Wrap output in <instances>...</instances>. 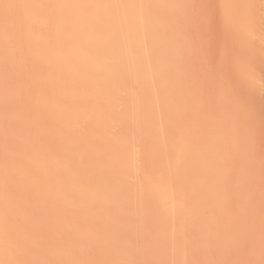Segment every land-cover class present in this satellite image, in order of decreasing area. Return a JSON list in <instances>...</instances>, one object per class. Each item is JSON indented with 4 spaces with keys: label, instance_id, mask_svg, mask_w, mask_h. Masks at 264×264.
I'll list each match as a JSON object with an SVG mask.
<instances>
[{
    "label": "rangeland",
    "instance_id": "1",
    "mask_svg": "<svg viewBox=\"0 0 264 264\" xmlns=\"http://www.w3.org/2000/svg\"><path fill=\"white\" fill-rule=\"evenodd\" d=\"M16 3H15V2ZM23 5H22V3ZM24 1V2H23ZM62 1V0H61ZM76 1V2H75ZM105 1L107 0H90L86 3L87 6L89 7V4L90 5V8L92 9L91 12H90V16H92L91 14H94L97 12H93L97 7L99 6H102V4L104 3ZM115 3L111 0V2H113L112 5L111 4V7L114 8H110L107 9L108 11V16L111 15L110 17L107 16V13H103V11H101L102 9L105 11V7L104 8H100V12L102 15H93L92 17L89 16L88 13H86V15L84 14L83 17L85 16V18L83 19L82 15H81V18L80 17H75L77 19H74V17L72 16L74 14V12L72 13L71 11H74V8H75V12H77V6H79V2L77 0H73V1H68L66 3V6L68 7L67 9V12L63 15L65 18H63L64 21L62 22H65L66 26L63 24V26L61 27V25H59V23H61L60 21V14L61 11H56V7L55 5L58 6V4H55L54 7L51 9V0H46L47 4L49 3V5L47 4H41L38 0H0V28H2L3 26V31L6 32L7 34V40H5L4 42L0 43V264H124L123 262H125V264H184L183 261H185V264H202L204 261V263H208V264H264V0H249L251 1L248 2V0H242V1H246L248 5H244V3L241 2V0L236 3L235 0H191L188 1V0H185L186 3H183L181 2V0H176L177 2H179V5L178 3L176 4L174 1L175 0H160L161 1V4H158L156 5V3H151L153 0H114ZM146 1V2H145ZM150 1V2H149ZM170 1V2H169ZM223 1V2H222ZM233 1V2H231ZM237 1V0H236ZM28 2V3H27ZM37 2V3H36ZM52 2H56L58 3V1L56 0H52ZM51 2V3H52ZM78 2V3H77ZM110 2V0H109ZM190 2V3H189ZM261 2V3H260ZM19 3H20V6H19ZM60 3V2H59ZM123 3V4H122ZM165 3V4H164ZM221 3V4H220ZM242 5H241V4ZM35 4V5H34ZM101 4V5H99ZM125 4V5H124ZM153 4V5H152ZM186 4V5H184ZM193 4V6H191ZM199 4V5H198ZM229 4V5H228ZM246 4V3H245ZM250 4V5H249ZM7 5V6H6ZM14 5V6H13ZM31 5V6H30ZM33 5V6H32ZM43 5V6H42ZM98 5V6H97ZM118 5V6H117ZM120 5V6H119ZM123 7H122V6ZM160 5V6H159ZM164 5V6H163ZM170 5V6H169ZM184 5V6H182ZM3 8H2V7ZM39 6V7H38ZM50 6V7H49ZM166 7L167 10H163L162 11V8L161 7ZM172 6V7H171ZM174 6V7H173ZM176 6V7H175ZM242 6V7H241ZM245 6H249L247 7V9L245 8ZM17 7V8H16ZM22 9V11L20 12V8ZM95 7V9H94ZM110 7V6H109ZM120 7V8H119ZM157 7V8H156ZM171 7V9H169ZM189 7H192V11H194V8L193 7H200L199 9L201 10V7L202 8H206V11L205 9H202V11L204 10V14H197V12L195 14H192L191 11L189 12V10L191 8ZM263 7V8H262ZM13 8V9H12ZM49 8V9H48ZM122 8V9H121ZM127 8V9H126ZM159 8V9H158ZM189 10H188V9ZM197 8V9H198ZM249 8V9H248ZM252 8V10H251ZM8 9V10H7ZM12 9V10H11ZM17 9V10H16ZM26 9V10H25ZM42 9V10H41ZM71 9V10H70ZM73 9V10H72ZM161 9V10H160ZM210 11H209V10ZM4 10V11H3ZM37 10V11H36ZM55 10V11H54ZM58 10V9H57ZM90 10V9H89ZM156 10V11H155ZM160 10V11H159ZM198 10V11H200ZM254 10V11H253ZM48 11H50L48 13ZM55 13H54V12ZM97 11V10H95ZM105 11V12H107ZM112 11V12H111ZM117 11V13H116ZM120 11V12H119ZM122 11V12H121ZM172 11V12H171ZM188 11V12H186ZM208 11V12H207ZM248 11V12H247ZM252 11V12H250ZM10 12V13H9ZM41 12V14H40ZM71 12V13H69ZM93 12V13H92ZM119 12V13H118ZM155 12H158V13H155ZM161 12V13H160ZM179 12V13H178ZM185 12V14H184ZM247 12V14H246ZM4 13V14H3ZM9 13V14H8ZM13 13V14H12ZM60 13V14H59ZM83 13V12H82ZM111 13V14H110ZM177 13V14H176ZM188 13V14H186ZM199 13V12H198ZM201 13V12H200ZM236 13V14H235ZM251 13V14H250ZM21 14V16H20ZM24 14V15H23ZM39 14V15H38ZM87 14H88V18L87 17ZM118 14V15H117ZM121 14H124L123 16ZM153 14V15H152ZM7 15V16H6ZM11 15V16H10ZM27 15V17H26ZM38 15V16H37ZM48 16L49 17H54L53 19L56 20L59 18V22L58 24L57 23H53V25L51 24V21H53L51 18H50V21L48 19V21H46V17ZM51 15V16H50ZM53 15V16H52ZM70 15V16H69ZM99 15V16H98ZM119 15H121V17H118ZM145 15V16H144ZM150 15V16H148ZM189 17H187V16ZM202 15V16H201ZM208 15V16H207ZM219 15V16H218ZM43 16V18H42ZM46 16V17H44ZM72 16V17H71ZM77 16V15H76ZM98 16V17H97ZM118 18H117V17ZM185 16V17H184ZM201 16V17H200ZM236 16V17H235ZM39 17V18H37ZM103 17V18H101ZM140 17V18H139ZM199 17V18H198ZM205 17V20L204 18ZM207 17V19H206ZM226 17V18H225ZM9 18V19H8ZM12 18V19H11ZM38 19L40 20L41 19V22L40 21H36L35 19ZM87 18V19H86ZM147 18V20L145 19ZM168 18V19H167ZM180 18V19H179ZM188 18V19H186ZM220 18V19H219ZM44 19H45V22H44ZM62 19V18H61ZM68 21H67V20ZM74 19V20H73ZM118 22H117V20ZM123 21H121V20ZM142 19H143V22L145 23L147 21V25L142 23ZM146 21H145V20ZM192 19V20H191ZM198 19V20H197ZM8 20V21H6ZM43 20V22H42ZM98 20V21H97ZM127 22H126V21ZM219 20V21H218ZM10 21V22H9ZM12 21V22H11ZM23 21V22H22ZM55 21V22H56ZM79 21V22H78ZM84 21V22H82ZM135 21V22H134ZM156 21V22H155ZM193 21L194 23H191L190 22ZM196 21V22H195ZM206 21V22H205ZM6 22L8 24H6ZM25 22V23H24ZM30 22V23H29ZM50 22V23H49ZM54 22V21H53ZM74 22V23H73ZM77 22V23H76ZM102 24H101V23ZM115 22V24H114ZM150 22V23H149ZM204 22V23H203ZM5 23V24H4ZM10 23V24H9ZM46 23V25L48 27H46V25L44 24ZM82 23V24H81ZM98 23V24H97ZM105 23V24H104ZM113 23V24H112ZM121 23H127V25H124V24H121ZM141 23V25H140ZM197 23V24H196ZM51 24V26H50ZM72 24V25H71ZM83 24H85V28H86V25L88 26V29H91V34H90V37L93 36L94 38L91 37V41L89 40V38L87 39L86 38V42L84 44V39H82L80 37V33L78 32V28L79 29H82L84 26ZM101 24V25H100ZM137 24V25H136ZM143 25L142 29L143 31H145V35L147 34V31L151 30L153 31V34L151 32V38L148 37V38H144V37H141L139 34L138 31H140L141 29V26ZM160 24V25H159ZM204 24V25H202ZM218 24V25H217ZM226 24V25H225ZM12 25V27H11ZM59 25V27H58ZM69 25V27H72V28H67ZM81 25V26H80ZM105 25V26H104ZM117 26V28H115V26ZM120 25H124L123 27L126 26V29H123V30H119L118 28L121 29V27H119ZM146 25V27H144ZM195 26V29H193L192 27ZM210 25V26H208ZM46 28V31H45V28ZM54 26V27H53ZM78 26V27H77ZM95 26V27H94ZM97 26V27H96ZM99 26V27H98ZM101 26L103 28H109L110 26V29L106 30V29H103L104 32L106 33L108 31V33H106V35H104V32H101L103 31ZM130 26V27H128ZM183 26V27H182ZM204 26V27H203ZM15 27V28H14ZM76 27V28H75ZM82 27V28H80ZM91 27V28H90ZM132 27V28H131ZM138 27V28H137ZM149 27V28H148ZM200 27V28H198ZM34 28V29H33ZM40 28V29H38ZM62 28V29H61ZM65 28V29H64ZM84 28V30H85ZM94 30H93V29ZM101 31H100V29ZM155 28V29H154ZM204 28V29H203ZM42 29L44 31H42ZM76 29V30H75ZM117 31H116V30ZM141 29V30H142ZM181 29V30H180ZM201 30L200 34L198 33V31L196 32V30ZM1 30V29H0ZM31 30V31H30ZM70 30V31H69ZM83 30V29H82ZM110 30V32H109ZM113 30V31H112ZM128 30V32H127ZM178 30V31H177ZM189 30V31H188ZM203 30V31H202ZM211 30V32H210ZM14 31V32H13ZM17 31V32H16ZM27 31V32H26ZM43 33H42V32ZM61 31V32H60ZM75 31V32H74ZM116 31V32H115ZM135 31V32H134ZM137 31V32H136ZM156 31V33L154 32ZM194 31V32H193ZM8 32V33H7ZM21 32V33H20ZM34 32V34L32 33ZM47 32V33H46ZM60 32V33H58ZM72 32H74L72 34ZM78 32V33H77ZM113 32V33H112ZM192 32V33H191ZM199 34L201 40L199 39V36L196 35V33ZM10 33L12 35H10ZM37 33V34H36ZM40 33V34H39ZM51 33V36L49 37V39L47 40L48 44H50L51 42L53 41H57L56 43L58 42H61L63 44V42L66 44L65 46H68V48L63 45V47L66 49H69L71 51H73V53L77 52L76 55L77 57V60H75L74 58L75 57H71V60L67 59V57H63L61 56V54H59V47L57 48V45L55 44V47L52 46V48L50 49L52 52L53 51V54L52 55V58L50 59L51 56H49L48 54L47 57L49 58H46L40 50V47L38 48H34L32 47V49H28V43H30V39L34 40V41H40L42 40L41 38L43 37L42 35L45 36L46 34V37L49 36ZM76 33L79 35H76ZM97 33V34H96ZM127 33L129 35V37L127 36ZM137 33V34H136ZM141 33V32H140ZM206 35H205V34ZM211 33V34H210ZM32 34L34 35L32 37ZM36 34V35H35ZM42 34V35H41ZM48 34V35H47ZM72 34V35H71ZM163 34V35H162ZM171 34V35H170ZM174 34V35H173ZM186 34V35H185ZM195 34V36H194ZM31 35V36H30ZM139 37H138V36ZM188 35V36H187ZM29 36V37H28ZM55 36V37H54ZM110 36V37H109ZM134 36V37H133ZM148 36V35H147ZM145 36V37H147ZM177 36V37H176ZM187 36V37H186ZM191 36L192 37H197L196 38L197 40L195 41V43L198 41L199 43L195 44L193 42V40L195 39H192L191 40ZM13 37V38H12ZM35 37V38H34ZM80 37V38H79ZM89 37V36H88ZM102 37V38H101ZM103 37H106V39L108 40V42L106 41L105 38ZM250 37V38H249ZM18 38V39H17ZM44 38V37H43ZM51 38V39H50ZM68 38V39H66ZM109 38H111L109 40ZM132 40H131V39ZM134 38V39H133ZM144 40H143V39ZM168 38V39H167ZM187 38V39H186ZM190 38V41H188ZM15 39V40H14ZM17 39V40H16ZM29 41H28V40ZM60 39V40H59ZM73 39V40H72ZM104 39V40H103ZM127 39V40H126ZM129 39H130V42H129ZM199 39V40H198ZM207 39V40H206ZM100 40V42H99ZM103 40V41H102ZM139 40V41H138ZM171 40V41H170ZM175 40V41H174ZM184 40V41H183ZM244 40V41H243ZM28 41V42H27ZM51 41V42H50ZM88 41V42H87ZM92 41H94L95 43H93ZM135 41V42H134ZM186 41V42H185ZM219 41V43H218ZM20 42H22L20 44ZM54 42V43H55ZM67 42V43H66ZM90 42H92L93 44H91ZM109 44H107V43ZM129 42V43H128ZM132 42V43H131ZM144 42V43H142ZM178 42V43H176ZM189 42V43H188ZM209 42V43H208ZM13 43V44H12ZM18 44V51L19 53H16L13 52V53H7L10 48H12L14 45L16 46V44ZM53 43V44H54ZM60 43V44H61ZM91 45H89V44ZM98 43V44H97ZM127 43V44H126ZM162 43V44H161ZM171 43V44H170ZM216 43V44H215ZM52 44V43H51ZM52 44V45H53ZM82 44V45H81ZM87 44L89 46H87ZM95 44V45H94ZM192 44H195V45H192ZM206 44V45H205ZM4 45V46H3ZM20 45V46H19ZM21 45H24L23 47ZM72 45V46H71ZM131 45V46H130ZM148 45V46H147ZM151 45V46H150ZM157 45V46H156ZM214 45V46H213ZM4 48H3V47ZM72 48H71V47ZM81 46V47H80ZM129 48H128V47ZM147 46V47H146ZM155 46V47H153ZM159 46V47H158ZM182 46V47H181ZM209 46V47H208ZM249 46V47H248ZM260 46V47H259ZM22 47V49H21ZM54 47V48H53ZM78 47V48H77ZM80 47V48H79ZM85 47V48H84ZM138 47V49H137ZM142 47V48H141ZM152 49H151V48ZM157 47V48H156ZM196 47V48H195ZM236 47V48H235ZM7 48V50L5 49ZM62 49V46L60 47ZM78 50H77V49ZM82 48V50H81ZM126 48V49H125ZM155 48V50L153 49ZM166 48V49H165ZM182 48V49H181ZM21 49V50H20ZM53 49V50H52ZM55 49V51H54ZM56 49L58 51H56ZM75 49V51H74ZM132 49V50H131ZM140 49V50H139ZM142 49V50H141ZM210 49V50H209ZM24 50V51H22ZM28 50V52H26ZM31 50V51H30ZM33 50H34V54L33 53ZM37 50V51H36ZM64 50V49H63ZM62 50V51H63ZM64 50V51H65ZM129 50V51H127ZM131 50V51H130ZM137 52H136V51ZM144 50H146L144 52ZM157 50V52H156ZM160 50V51H159ZM171 50V51H170ZM175 50V51H174ZM6 51V53L4 52ZM82 51V52H81ZM151 51L153 52V55L151 53ZM178 51V53H176L175 55V52ZM22 52V53H21ZM49 52V53H50ZM133 52V54H132ZM162 52V54H161ZM164 52V53H163ZM169 52V53H168ZM182 52V53H181ZM24 53V54H23ZM31 53V54H30ZM41 53V54H40ZM55 53V54H54ZM121 53V54H120ZM150 55H148V54ZM156 53V54H154ZM159 53V55H158ZM168 53V54H166ZM174 55H173V54ZM251 53V54H250ZM15 54V55H14ZM40 54V55H39ZM79 54V56H78ZM114 54V55H113ZM120 54V55H119ZM124 54V55H123ZM137 54V55H136ZM242 54V55H241ZM2 55V56H1ZM7 55V56H6ZM10 55V56H9ZM13 55V56H12ZM25 57H24V56ZM61 57H60V56ZM140 55V56H139ZM164 56V58L162 59V57ZM170 56L171 58L172 57H177L179 63H177L179 66H174L176 64H172L173 66H171L169 63L170 61V58L168 56ZM173 55V56H172ZM32 56L34 58H32ZM43 56V57H41ZM146 56V57H145ZM152 56V57H151ZM63 57V58H62ZM117 57V59H115ZM124 57V58H123ZM181 60H180V58ZM203 57V58H202ZM258 57V58H257ZM3 58V59H2ZM18 58V59H17ZM31 58V59H30ZM39 59L36 61V59ZM55 58V59H54ZM70 58V57H69ZM96 58V59H95ZM113 58V59H112ZM126 58V59H125ZM147 58V59H146ZM152 58V60H150ZM167 58V59H166ZM192 58V59H191ZM196 61H195V59ZM46 59V60H45ZM169 59V60H168ZM176 59V58H175ZM176 59V60H177ZM194 59V60H193ZM55 60V61H53ZM73 60V61H72ZM80 60V61H79ZM95 60V61H94ZM131 60V61H130ZM166 60V61H165ZM42 61V62H40ZM71 61V62H70ZM79 64H77V62ZM94 61V63H93ZM97 61V62H96ZM100 61V62H99ZM134 61V62H132ZM182 61V62H181ZM24 62V63H23ZM52 62V63H51ZM81 62V63H80ZM122 62V63H120ZM158 62V63H157ZM165 62V63H164ZM189 62V63H188ZM26 63V64H25ZM44 63V64H42ZM87 63V64H86ZM93 63V65L95 66H91ZM186 63V64H185ZM224 63V64H223ZM225 63H226V66H225ZM256 63V64H255ZM23 64V66H22ZM28 64V65H27ZM56 64V65H55ZM91 64V65H90ZM122 64V65H121ZM133 64V65H132ZM168 65V66H167ZM217 65V66H216ZM219 65H220V68L223 67L222 69L225 70L221 71H218L219 69ZM223 65V66H221ZM25 66V67H24ZM98 66V67H97ZM125 66V67H124ZM133 66H134V69H133ZM146 66V67H145ZM192 71L193 73L189 72L188 69L186 67ZM225 66V67H224ZM61 67V68H60ZM92 67V69H91ZM169 67V68H168ZM171 67V68H170ZM178 67H182V71L185 69V72L182 71L179 72L177 70ZM185 67V68H184ZM191 67V68H189ZM198 67V68H197ZM217 67V68H216ZM86 68L88 71H86ZM94 68V69H93ZM97 70H96V69ZM106 70L107 72H109V74H107L110 79L107 80L106 77H104L103 73L105 72H102L103 75H101V71L98 72V70H102L104 71ZM142 68V69H140ZM149 68V69H148ZM176 68V69H175ZM178 68V69H180ZM91 69V70H90ZM109 69V70H108ZM217 69V70H215ZM221 69V70H222ZM49 70V71H48ZM90 70V71H89ZM124 70V71H123ZM167 70V71H166ZM168 70H169V73H168ZM173 70V71H172ZM174 70H177L178 71V79H179V74H182L181 76L182 79L186 78V80L188 81L187 84H186V87L188 85V89H186V87L184 86L186 80L184 81V85L181 86V82L178 81V79L176 80L175 78H177L174 74ZM199 70V71H198ZM96 72V76L93 75V73ZM111 71V73H110ZM133 71V72H132ZM162 71V72H161ZM176 71V72H177ZM219 75L220 73V76H218L216 74ZM227 71V72H226ZM60 72V73H59ZM64 72L66 75H64ZM86 72V74H85ZM172 75H171V73ZM187 72V73H186ZM233 72V73H232ZM59 73V75H58ZM91 73V74H89ZM98 73H99V77H98ZM135 73V74H134ZM139 73V74H138ZM155 73L157 75H155ZM163 73V74H162ZM186 73V74H185ZM197 73V74H196ZM154 74V75H153ZM160 74H162L163 76H161ZM165 74V76H164ZM192 74H194V76H192ZM217 76H215V75ZM248 74V75H247ZM17 75V76H16ZM20 75V76H19ZM86 75L88 77H86V81L85 80V77H82ZM89 75H91V77H89ZM105 74V76H107ZM125 75V76H124ZM137 77L136 80H134L135 77ZM143 76V79L142 76ZM167 75V76H166ZM204 75V76H203ZM44 76V77H43ZM66 77L65 79L69 78V79H73L75 78L79 84H80V81H82L84 79V81H86L87 85L93 89H89L86 90V84L84 83V81H82L81 83H84L82 86L80 87H83V88H78L77 91H75V95L74 97L78 98L79 99V103H82V101H91L90 99H92V101L94 102V104H97L99 103L100 101V105L103 106L105 104V98L106 95H104L105 93H111L112 92V95L114 94V96L116 95L118 98L120 97L123 102H121L120 100H117V97L115 98V102L112 100L111 104L114 102V104L110 105V107L108 106V104H106V107L108 109L109 107V111L111 109L110 112H115V117L116 119H113V120H117V118L120 116V118H123L121 120H126L125 122L128 121V123L131 122V126L130 124L127 123V126H126V129L124 131H120L119 133V128L117 129L118 130V133H116L118 135V137H114L115 132L113 133L112 132V129H111V132L108 131L107 133V130L104 129L103 127H98L96 128V124L98 123V120L100 121L101 120V117H95L93 114H89L90 111V108H92V105L93 104H90V107L89 105H86L88 106V110H87V107L85 106H82V104H80L82 107L79 108L78 110V105L74 104L73 106L71 105L70 107V102L72 101V99L70 100V97L71 96V91L70 90H73L69 88V90H65L64 88L68 87L69 85V80H67V82H65L63 84V82L59 81V83L56 84V87L54 88L55 85H50L52 84V81L53 79H57L58 80H65L64 77ZM69 76V77H68ZM71 76V77H70ZM81 76V78H80ZM94 76V77H93ZM140 76V77H139ZM155 76V78L153 77ZM169 76V77H168ZM172 76H175V81L177 82H180V86H177L176 88H174L173 86L171 87V89L173 88V90L169 89L168 86L172 85L170 84V82H172V79L171 78ZM187 76L189 77V81ZM247 76V77H246ZM53 77V79L51 78ZM101 77V78H100ZM147 78V81L145 80V78ZM201 77H204V78H201ZM40 78V79H39ZM42 78V79H41ZM51 78V79H50ZM78 78V79H77ZM90 78V79H88ZM94 78H96L94 80ZM102 78H105L104 80ZM122 78V79H121ZM127 78V79H125ZM133 78V79H132ZM149 78V79H148ZM151 78V80H150ZM191 78V79H190ZM194 78V79H193ZM196 78V79H195ZM216 80H212V79H215ZM237 78H239L240 80H244V82L240 81L239 82H242L244 85H247L245 87H243V85H239L242 89L246 88V87H250V85L253 87V90L251 89H246L247 92L245 93V90L244 93L245 95L243 94H240V95H235L239 90H242L239 86H238V83H234L233 81H236L238 80ZM92 79V81H91ZM100 79V80H99ZM113 79V80H112ZM118 79H121V82L120 80ZM124 79V81H123ZM129 79V81H132L131 83V90L129 89V87H125V86H122L126 84L125 80L127 81ZM209 79V81H208ZM225 79V80H224ZM75 80V81H76ZM103 80V82H102ZM106 80V81H105ZM115 80V81H114ZM134 80V82H133ZM141 80V81H140ZM180 80V79H179ZM193 83V81H195ZM205 80V81H204ZM218 80V82L220 80V85H216V84H219L218 82L216 83V81ZM246 83V81H248ZM260 80V82H259ZM48 81V82H47ZM66 81V80H65ZM94 81V82H93ZM113 81V82H112ZM137 81H140V83L138 84ZM168 81V82H166ZM211 81V82H210ZM214 81V82H213ZM225 81V82H224ZM255 82L256 85H254ZM13 82V83H12ZM44 82V83H42ZM61 82V83H60ZM89 82V84H88ZM112 83L109 85V83ZM128 82V81H127ZM177 82V83H178ZM209 82V84H208ZM224 82V83H223ZM234 84H233V83ZM15 83V84H14ZM95 83V84H94ZM113 83H117L116 85H114ZM139 85L138 87L136 86V84ZM150 83V84H149ZM176 83V84H177ZM196 83V85H194ZM202 83H203V87L206 88H201L202 86ZM215 83V84H214ZM225 83H230L232 85L227 86V84ZM250 83V84H249ZM262 83V84H261ZM7 84V85H6ZM15 86H13V85ZM17 84V85H16ZM29 84V85H28ZM43 84V85H42ZM48 85V86H45V85ZM67 84V85H66ZM98 84H104L102 85L100 89V85H99V88L98 89H94L93 87L96 88V86H98ZM170 84V85H168ZM175 84V83H173ZM205 84V85H204ZM212 86H209L211 85ZM224 84V85H222ZM241 84V83H239ZM10 85V86H9ZM42 85V87H40ZM50 85V89L52 88V92L50 91V89L48 88ZM59 85V86H58ZM78 85V84H77ZM96 85V86H95ZM114 85V87H112ZM135 85V86H133ZM149 87H148V86ZM191 85L194 87V89L192 88L191 89ZM214 85H216V89L214 87ZM9 86V87H8ZM21 86V87H20ZM29 86V87H28ZM37 86H38V91H37ZM53 86V87H51ZM93 86V87H92ZM111 86V87H110ZM120 86V87H119ZM142 86V87H141ZM151 86V87H150ZM201 88L199 90V88ZM234 86V87H233ZM237 86V87H236ZM9 90H7V88ZM24 87V89H23ZM36 87V88H35ZM44 87H47V91L45 90ZM107 87V88H106ZM109 87V89H108ZM119 87V88H118ZM133 87V88H132ZM179 87V89H178ZM185 87V88H183ZM211 88L210 90L208 88ZM229 87H231V89H239L236 93H234L233 90H231ZM42 88V89H41ZM113 88V90H112ZM118 88V89H117ZM125 88V89H124ZM128 88V90L126 91V89ZM139 91H138V89ZM183 88L184 89V92L185 93H182L183 92ZM195 88H197V90H195ZM220 88V91H218ZM223 88H226L225 90H228V91H223ZM21 89V90H20ZM36 89V91H34ZM41 89V91H40ZM63 89V90H62ZM108 89V90H106ZM121 89V90H120ZM133 89V91H132ZM146 89V90H145ZM176 92H180V96L174 91ZM178 89V90H176ZM186 89V90H185ZM191 89V90H190ZM204 89V90H203ZM33 90V91H32ZM100 90V91H99ZM117 90V91H116ZM140 90H145V91H142V92H145L147 91V93H150L151 91H153V93H150L148 94L149 96H147V93H146V97L143 96V93H139ZM171 90L174 94L172 95ZM182 90V91H181ZM190 90V91H189ZM203 90V91H202ZM207 90V91H206ZM210 92H209V91ZM21 91V92H20ZM49 92L50 93H57V95L61 96L63 99H67V97H69L67 100L64 99V103L62 102V99L58 100L59 98L56 97V101L55 99L54 100H51L50 101V104H52V106H55V108L58 110V107H60V103H61V108H65V105L67 106L66 108H70V111L73 110L72 114L74 115V112L75 114H77L76 116L78 117V113L81 112V116L80 118L82 119H78V121L80 120V123H82V130H83V127L85 129V131L83 132V134H86L88 132L90 133H95L93 135V139L89 136V138L87 137V139L81 135V137L85 138H81L80 140V144H79V140L78 138L80 139V136L77 137V134L75 132H69L68 131V126H69V121L67 122H64V123H61L60 121H58V126L60 124V127L61 129L57 126L56 124V121L53 123L54 121V118L53 117H57V115L59 114V112H54L52 109L51 112H54L52 113V118H46L45 120V117L44 119L43 116H41V108H43V105L44 103L41 102L40 100H38V97L39 95H37L38 93L41 95L43 94V92ZM63 91V92H62ZM65 91V92H64ZM70 93H69V92ZM99 91V92H98ZM104 91V92H103ZM107 91V92H106ZM111 91V92H109ZM124 91V92H123ZM198 91V92H197ZM213 91V92H211ZM248 91H252V94L251 92H248ZM4 92V94H3ZM25 92V93H24ZM28 92V93H27ZM68 92V93H67ZM73 92V91H72ZM80 92V94H79ZM104 97H103V95ZM117 92V94H116ZM121 92V94H120ZM131 92H133L131 94ZM136 92V93H135ZM193 92V93H192ZM234 94H232V93ZM13 93V94H12ZM30 93H33L31 95L35 96L36 95V98L34 99L35 101H27L25 99H27V94H30ZM54 93V94H55ZM83 93V94H82ZM119 93V94H118ZM124 95H123V94ZM127 93V94H126ZM175 93H176V96L178 95L179 97H176L175 99ZM200 93V95H198ZM202 93V94H201ZM204 93V95H203ZM226 93V94H225ZM229 93V94H228ZM241 93V91H240ZM249 96H248V94ZM69 94V95H68ZM101 94V95H100ZM135 94V95H134ZM139 96H138V95ZM169 94H171L172 97H174V101L171 100V97L169 99ZM181 94H183L184 96H182ZM187 94V95H186ZM225 94V98L223 97ZM255 94V95H254ZM263 96H262V95ZM73 95V94H72ZM79 95V96H78ZM118 95H121V96H118ZM126 95V96H125ZM129 95V98L128 96ZM133 97H131V96ZM138 97H137V96ZM153 95V96H152ZM163 95V96H162ZM237 96V97H234ZM247 95V96H246ZM32 96V97H33ZM124 96V97H123ZM156 98H155V97ZM218 96V97H217ZM232 96V97H231ZM239 96V97H238ZM241 96V97H240ZM259 96V97H258ZM261 96V97H260ZM41 96H39L40 98ZM82 97V98H81ZM88 97V98H87ZM90 97V98H89ZM97 99H96V98ZM103 97V98H102ZM127 97V99L125 98ZM136 99H135V98ZM141 97V98H139ZM183 97V98H182ZM223 97V98H222ZM255 97V98H254ZM95 98V99H94ZM133 100L131 102V100ZM138 98V99H137ZM146 98V99H144ZM149 98V99H148ZM155 100L156 104L157 105H152L151 106V102H153V104L155 103L154 101L151 100ZM160 98V99H159ZM182 98V99H181ZM201 98V99H200ZM208 98V99H207ZM225 99V102L222 101V103H219L222 99ZM227 98V99H226ZM230 98V99H228ZM256 100L258 99L255 104L253 103V99ZM262 100H260V99ZM87 99V100H86ZM113 99V98H112ZM149 101H148V100ZM171 100V105L170 107L171 108H166L165 109V105L163 104L164 102L162 101H165V100ZM173 99V98H172ZM187 99V100H186ZM194 99V101H193ZM197 99V100H196ZM210 99V102L208 101ZM214 100V101H211ZM220 101H219V100ZM237 99V100H236ZM19 100V101H18ZM70 100V101H69ZM97 100V101H95ZM103 100V101H102ZM128 100V103L126 102ZM139 100V101H138ZM140 100H141V103H140ZM143 100V101H142ZM183 100V101H182ZM185 100V101H184ZM251 100V101H249ZM260 100V101H259ZM17 101V102H16ZM39 101V103H38ZM60 101V102H59ZM81 101V102H80ZM91 101V102H92ZM120 101V102H119ZM144 101H145V104H144ZM182 101V102H181ZM218 102L217 104H215L216 102ZM236 101V102H235ZM5 102V103H4ZM73 102V101H72ZM71 102V104H73ZM87 102V103H88ZM97 102V103H96ZM118 102L117 104L119 105H115V103ZM139 102V105L138 103ZM160 102V103H159ZM185 102V103H184ZM247 102V103H246ZM250 102L252 106H250ZM259 102V103H258ZM262 102V103H261ZM33 103V104H32ZM126 107V104H127V108L128 111H126L124 108ZM126 103V104H125ZM130 103V105H129ZM147 103V104H146ZM159 103V104H158ZM175 103V104H174ZM178 103V105H176ZM181 103H184L181 104ZM190 103V105L188 104ZM194 103V104H193ZM200 103L197 107V104ZM227 103V104H225ZM68 104V105H67ZM103 104V105H102ZM125 104V105H124ZM132 104V106H131ZM135 104V105H134ZM144 104V105H143ZM173 104V106H172ZM183 105L185 108H187L189 111V114H188V110L185 108H183L182 110V107L181 105ZM186 104V105H185ZM249 105V107L251 108H248L247 106ZM257 104L259 106H257ZM12 105H13V108H12ZM30 105V106H29ZM38 105V106H37ZM64 105V107H63ZM116 107H114V106ZM129 105V107H128ZM164 105V106H163ZM178 107H176V106ZM193 108H192V106ZM216 105H218L216 107ZM244 105V106H243ZM246 105V108L245 110L244 107ZM4 108H3V107ZM22 106V107H21ZM122 106V107H120ZM137 106V107H136ZM187 106V107H186ZM190 106V107H189ZM196 106V107H194ZM203 106H207V109L203 108ZM224 106V107H223ZM243 107V109L240 107L239 109H237L238 107ZM9 107V108H8ZM33 107V108H32ZM41 107V108H39ZM75 107V108H74ZM105 107V108H106ZM131 107L133 109H131ZM2 108V109H1ZM37 108H39V110H36ZM60 108V109H61ZM74 108V109H73ZM77 108V109H76ZM85 111H87L88 115H93L92 117L87 116V113H86V116L85 117V113L82 111L84 109ZM120 108H122L120 110ZM150 108V109H149ZM153 108V109H151ZM199 108V109H197ZM209 108V109H208ZM212 108V109H211ZM213 108H215L213 110ZM12 109V111H11ZM19 109V110H18ZM78 111H76V110ZM161 111H160V110ZM248 109V110H247ZM44 112L45 110L42 109ZM56 110V111H57ZM75 110V111H74ZM135 110V111H134ZM149 110V111H148ZM153 112H152V111ZM198 110V111H197ZM208 110H212L214 112L212 113H215V111L217 112L216 114H211V118L210 116L207 114L209 112V114L211 113L210 111H208L206 113V111ZM17 111V113H16ZM26 111V112H25ZM32 111V112H31ZM34 111V112H33ZM69 111V112H70ZM89 111V112H88ZM106 111V110H105ZM108 111V112H109ZM132 111V112H131ZM153 113L154 115H152L151 117V113ZM168 111V112H167ZM184 113H183V112ZM205 111V113H203ZM224 111V113L222 112ZM31 112V113H30ZM77 112V113H76ZM133 113V116L130 114ZM137 112V113H136ZM163 112L164 114H167V115H163ZM179 112V113H178ZM182 112V113H181ZM187 112V113H186ZM190 112H193L190 113ZM220 114H219V113ZM222 112V113H221ZM9 113L11 114V116L9 115ZM36 113V114H35ZM38 113V114H37ZM103 113V112H102ZM101 113V114H102ZM135 113V114H134ZM139 113V114H138ZM186 113V114H185ZM252 113V114H251ZM257 113V114H256ZM14 114H19L17 115L18 119L17 122H16V117H14L13 119H11L13 117ZM22 114V115H21ZM45 114V113H44ZM83 114V115H82ZM120 114V115H119ZM141 114V115H140ZM147 114V115H146ZM150 114V115H148ZM177 114V115H176ZM188 114V115H187ZM191 114V116H190ZM201 114V115H200ZM219 114V115H218ZM15 115V116H16ZM30 115V116H29ZM71 115V116H73ZM113 114L111 115H108L106 117H108V119H105L106 120H111L112 118H115L114 115L112 116ZM158 115L161 119H159V117H156ZM181 115V117H180ZM197 119H196V117ZM204 115V116H203ZM207 115V116H206ZM218 115V117H217ZM248 115V117H247ZM255 115H259L258 117L255 116ZM21 116V117H20ZM34 116V117H33ZM45 116V115H44ZM50 115H48L49 117ZM84 116V118L82 117ZM127 116V117H126ZM130 116V118H129ZM146 116H149L146 118ZM164 116V117H163ZM167 116V118L165 119V117ZM216 116V117H215ZM251 116V118L249 117ZM23 117H24V120H23ZM47 117V116H46ZM109 117L111 119H109ZM133 117V118H131ZM135 117V118H134ZM140 117V118H139ZM151 117V118H150ZM201 117V118H200ZM241 117H244L243 119H241ZM8 118V120H7ZM27 118V119H26ZM32 118V119H31ZM58 118H60L58 116ZM87 118V119H86ZM97 118V120H96ZM104 118V117H103ZM120 118L118 120H120ZM129 120H128V119ZM157 118V119H156ZM165 120H164V119ZM169 118V119H168ZM182 118V119H181ZM189 118V119H188ZM223 118V119H222ZM239 118V119H238ZM13 121L15 120V124L14 122H11L10 121ZM30 119V120H29ZM57 119V118H56ZM94 119V120H93ZM134 119V120H133ZM148 119H152L149 121V124L147 125L148 123ZM156 119V120H155ZM185 119V120H184ZM187 119V120H186ZM210 119H213L209 120ZM238 119V120H236ZM42 120L45 122V124L49 127H47L44 123H42ZM51 120V121H50ZM72 120V119H71ZM82 120V122H81ZM96 120V121H95ZM132 120V121H131ZM161 120H164V121H161ZM173 120V121H172ZM20 121V122H19ZM27 121V122H26ZM36 121V122H35ZM86 121V122H85ZM94 124H93V122ZM146 121V123H145ZM156 123L154 124L153 123ZM196 121V122H195ZM236 121V122H235ZM242 121V123H241ZM243 121H246L244 125ZM51 122V123H50ZM85 122V123H84ZM92 125L93 126V129L92 128H88L89 125ZM91 124H90V123ZM166 122V123H165ZM209 122V123H208ZM213 122V123H212ZM218 122H222V124H218ZM235 122V123H234ZM240 122V123H239ZM2 123V124H1ZM13 123V124H12ZM32 123V124H31ZM84 123V124H83ZM195 123V124H194ZM208 123V124H207ZM217 123V124H216ZM225 123V124H224ZM236 123H238V127H236ZM29 124V125H28ZM34 124V125H33ZM41 124V125H40ZM50 128L49 129V133H50V130L52 131H56L54 129H57L56 133H53L51 131V133L48 135V138L45 137L47 139V141L49 142V144H44L46 146H44L45 149H42L41 145H43V143L40 145L39 142H35L37 143L34 144L33 141L31 138L32 136L34 137V135L37 136V134L42 133L44 131H46L47 129L44 127ZM50 124V125H49ZM55 124V125H54ZM64 126H63V125ZM87 124V125H85ZM133 124V125H132ZM167 127L165 128H171L173 130H171L170 128L169 129H166V133L165 131H162L164 130V126L165 125ZM185 124V125H184ZM210 124H212L213 126H211ZM227 124V126H226ZM236 124V125H234ZM243 124V125H242ZM248 124V125H247ZM253 124V125H252ZM257 124V125H255ZM3 125V126H2ZM9 125V126H8ZM16 127H15V126ZM18 125V126H17ZM33 125V126H31ZM62 125V126H61ZM66 125H68L66 127ZM162 125V126H161ZM174 125V126H173ZM176 125V126H175ZM192 125H195V126H192ZM204 127H202V126ZM215 125V126H214ZM219 125V126H218ZM252 125L254 131L249 130L248 127ZM19 126H21L19 128ZM39 126V127H38ZM41 126V128H40ZM87 126V127H85ZM129 126V127H128ZM149 126V127H148ZM206 126V127H205ZM209 126V127H208ZM219 127L218 129H216L217 127ZM223 126V127H222ZM240 126V127H239ZM243 126V127H242ZM256 126V127H255ZM25 127V128H24ZM31 127V129L29 128ZM33 127V128H32ZM44 129H43V128ZM54 127V128H53ZM57 127V128H55ZM91 127V126H90ZM96 130H102V132L100 131V133H104V134H100L98 131L94 130L95 128ZM132 127V128H131ZM163 129H160L162 128ZM186 127V128H185ZM191 127V129L189 128ZM216 129V132L213 131L214 128ZM224 127L226 128V131L224 129ZM233 127H234V132H233ZM247 129L248 128V132L244 129ZM6 128V129H5ZM59 128V129H58ZM103 128V129H102ZM130 128V129H129ZM144 128V129H143ZM181 128V130H180ZM185 128V129H184ZM195 129V132L198 133L196 135H198L197 137L200 138L201 134L205 137H202L201 136V142L198 138V144L199 146L196 145H190L188 144L187 142L184 144L185 140H183L182 137H185L184 136V133H189L187 135H193V131ZM198 128V129H197ZM205 129V131L203 129ZM207 128V129H206ZM239 128V129H238ZM255 128V129H254ZM30 129V130H29ZM35 129H39L38 131L35 130ZM67 129V132L65 133ZM88 129V130H86ZM155 129V130H154ZM178 129V130H177ZM183 129V130H182ZM199 129H202L201 131ZM211 129V132L208 130ZM224 131H223V130ZM26 130V131H25ZM65 130V131H64ZM93 130L95 132H93ZM133 130V131H132ZM137 130V131H136ZM139 130V131H138ZM149 130L151 131V135L153 136H150V132ZM154 131V134H152V132ZM158 130L162 131V135H160V137L158 138L157 136H155V131L158 132ZM187 130H189L187 132ZM190 130H192L190 132ZM197 130V131H196ZM64 131V133H63ZM88 131V132H87ZM105 131V132H104ZM116 131V130H114ZM132 131V132H130ZM137 132L136 134L134 132ZM148 131V132H147ZM172 131V132H170ZM186 131V132H185ZM199 131V132H198ZM220 131V132H218ZM231 131V132H230ZM243 131V132H242ZM14 132V133H13ZM35 132V133H34ZM38 132V133H37ZM82 132L80 134H82ZM112 134H110V133ZM117 132V131H116ZM123 132V133H122ZM145 132V133H144ZM164 132V133H163ZM170 134H169V133ZM174 132V133H173ZM177 132V133H176ZM193 132V133H192ZM215 132V133H214ZM223 132L225 134H223ZM245 132V133H244ZM252 132V133H251ZM21 133V134H20ZM26 133V134H25ZM70 133V134H69ZM78 133V132H77ZM89 133V134H90ZM107 133V135H106ZM133 134V135H130V134ZM149 133V134H147ZM181 133V135H179ZM191 133V134H190ZM199 133H201L199 135ZM220 136H219V134ZM235 133H239L238 135L235 134ZM243 133V134H242ZM29 134V135H28ZM44 134V133H43ZM47 134V132H46ZM53 134V135H51ZM55 134V135H54ZM76 134V135H75ZM88 134V135H89ZM114 134V135H113ZM119 134H120V137H119ZM127 134V138L129 139H126V135ZM139 134V135H138ZM142 134H145V136H143ZM167 134V135H166ZM194 134V135H195ZM208 134V135H206ZM211 134H215L214 136L211 135ZM223 134V136H222ZM22 135H25L24 137H22ZM27 135V136H26ZM51 135V136H50ZM57 135H60L58 136V139ZM95 135L97 137H99L100 135H103V136H100V139L96 137L97 140H95ZM99 135V136H98ZM106 135V136H105ZM109 135V137H108ZM121 138V136H123ZM136 136L138 135V139H140L141 135L143 137H141L140 141L141 140H147V136L146 135H149L150 137H153L154 139V136L156 138H158V140H156V138L154 139V141L151 142V145L149 146L147 143L148 146H144L142 145V143H138V145H141V146H136L137 148L141 149H136L138 150L139 152H137V156L140 157L141 155H146L148 156L149 154H151V150L150 149H153L154 150V146L158 147L159 144H162L163 141H164V144H167L165 146L166 150L164 149V144L160 145L161 149L164 150V156H162L163 152L160 153V147L159 148V153H157L158 155L160 154L161 156L160 157H157L156 159L155 158V155L153 153V161L152 159H149L147 161H150L149 163H143V162H146L144 161L143 159H145V157H141L139 158V162H135L134 164L138 163V165H134L132 164V161H131V167L134 165V167L138 166V168H147V166L149 164H152L151 162H153L154 164H156V166H161L162 165V168H163V164L164 162L166 163V166L169 165L171 166V162L173 161V167L176 166L175 169H177V167L180 166V169L183 171V175H181L182 171L177 169L174 173H173V169L172 172L171 170H169L170 168H167L166 166V169L165 170H169L170 172L167 170L166 173L169 172V174H164L163 175V179L162 181L164 182V180L166 182L164 183H167V185L170 184L172 185L174 182V188L175 190H177L176 187H178V191L181 192L182 194V189L184 190V188H190L189 192H191L190 196L188 194V196H184L185 193L187 192V189L184 190L185 193H183L184 195H182L183 198H185L184 200L182 199V197H179L181 200L179 199H175V206H177V208H179L180 205H182L181 207H183V209L185 208V213L184 216H182V214L184 213V210L183 213L178 215L180 217H178V224L180 223L181 220L184 221V219L186 221H189L191 218V216H195L196 215V218L197 220H192V219H196L195 217L191 219V221L187 222L186 224L187 225H184L182 227V230H179V228L181 229V227H178V224H177V227L178 229L176 230H179V232H182L180 233L181 235V238L185 239L186 241V246L181 249L178 250V247H175L177 246L176 244L174 245V247L176 248H173V246H169L166 248V245L165 244L164 246H160V244L158 243H153L152 239V234H149L150 230L145 232L146 236L144 234H141L140 230L137 229V226H133V223H127V224H124L123 223V227L119 228L118 230H116L115 232L112 231V232H109V227L108 229L107 226H106V223H108L107 219L105 218H101L99 219V217L103 214V206L102 207H99L97 206V208H95V210H90L89 206H85V208H78L79 206L76 205L77 203H79V199L77 202H75V200L71 201V197L70 194L67 196L66 193H69L67 188H65L64 186V183L67 184L69 182V179L72 178V180H76L77 184L79 183L80 186L76 187L78 188V191L79 192H82L84 193V195H81V196H85L87 195V197H85V200H87L86 198H88V200H103L104 201L106 200L105 198L107 197L108 195V198H110V195L112 196H116V198H120L119 196L121 195H118L119 194V189L117 190V184L116 182L117 181H112V180H115L113 179V176H112V180H105V176L108 177L106 175L107 172V169L109 170H112L113 173H115V169H117V163L116 162H113L112 160H110L109 158L111 157L114 158L113 156H110L109 154H111V150L109 151L107 149L108 152H111L108 154V157L107 158V155H106V159H109V161H112L114 163H112V165H109L111 164L110 162L109 163H106V159H105V155L103 153V156L104 157H97L95 156L94 154L92 155V147H94L95 143L99 140L100 141V146H98V142L97 144L95 145V148L94 150L96 149V147L98 146L99 147V150L100 148L102 149L103 146L104 147H107L105 146L107 144V142L109 143V141H111L110 139L112 138V141L114 142H119L117 143L118 144V148L117 150H121L119 149V145H122L121 148H123V146L125 148L128 149V151L125 149V151L127 153H129V148L130 150L133 148V146L136 145V143H134V139L132 140V136ZM176 135V136H175ZM183 135V136H182ZM186 135V134H185ZM193 136H190V141L192 143L193 141V138H196V135L195 137ZM211 135V136H209ZM232 135V136H231ZM235 135L237 137H235ZM15 136V137H14ZM61 136H63L61 138ZM72 136V137H71ZM111 136V137H110ZM149 136H148V139H149ZM179 136V137H178ZM211 138H209V137ZM234 136V137H233ZM240 136V137H239ZM22 137V138H21ZM26 137V138H25ZM30 137V138H29ZM43 137V136H42ZM53 137V139H52ZM61 139H60V138ZM76 137V138H74ZM105 137V138H103ZM132 137V138H131ZM171 137V138H170ZM187 137V136H186ZM231 137V138H230ZM44 138V140H45ZM50 138V140H48ZM63 138H66V139H63ZM91 138V139H90ZM107 138V140H105ZM119 138V139H118ZM188 138V137H187ZM186 138V139H187ZM224 140H222V139ZM228 138V139H227ZM17 139V140H16ZM31 139V140H30ZM34 139V138H33ZM56 139V140H55ZM60 139V140H59ZM71 139V140H70ZM78 141H77V140ZM83 139V140H82ZM90 139V140H88ZM106 142V143H103V141ZM109 139V140H108ZM114 139V140H113ZM118 139V140H117ZM137 139V137H136ZM135 139V140H136ZM137 139V142L139 141ZM172 139V140H171ZM179 139V140H177ZM188 139V142H190ZM207 139H210L211 141H209L210 143L207 144ZM239 139V140H238ZM12 140V141H11ZM15 140V141H14ZM55 140V141H53ZM73 140L77 141V142H73ZM86 140V142H85ZM121 140V142H120ZM144 140V141H145ZM163 140V141H162ZM171 141V142H168ZM222 140V141H221ZM3 141V142H2ZM56 141L58 143H56ZM65 141V142H64ZM82 141V143H81ZM94 144H93V142ZM112 145L109 143L111 149L112 148H115L116 149V145L117 144H114V142H112ZM126 141V142H125ZM135 145H133V143ZM149 141V140H148ZM159 141V142H158ZM167 141V142H166ZM187 141V140H186ZM200 141V143H199ZM248 141V142H247ZM19 142V143H18ZM44 142V141H43ZM46 142V141H45ZM44 142V143H45ZM46 142V143H48ZM88 142V143H87ZM125 142V143H124ZM128 142V143H127ZM220 142H223L222 144ZM31 145H29V144ZM105 144V145H102ZM121 143V144H120ZM153 143V144H152ZM156 143V144H155ZM170 143H172L170 145ZM181 146L184 145H187L188 144V148L190 149H187L186 148V151L191 153V155L193 154H199V152H201V150H203L201 152V154L204 155L206 157V160L205 162L208 160V166H204V163L203 162V166H202V169H204L205 171H203L201 169V167H199L198 169L201 170L198 171L196 165L195 167L192 166V164L194 163L193 160L190 162V159H187V161H189V163L186 161V157H189L188 155H186V157H183L185 156V150L183 152V150L181 151H178L179 147H180V144ZM183 143V144H182ZM196 143V142H195ZM216 143V145H215ZM218 143V145H217ZM21 146H20V145ZM23 144L25 147H23ZM34 144V145H33ZM79 144V145H78ZM86 144V145H85ZM93 146H92V145ZM114 144V146H113ZM128 144V145H127ZM169 144V145H168ZM176 146H175V145ZM193 144V143H192ZM204 144V145H203ZM206 144V145H205ZM221 144V145H220ZM16 145V146H15ZM29 145V146H28ZM40 145V147L38 146ZM53 145V146H52ZM71 146V148H74L76 150L77 148V151L78 148L80 149L81 153L80 155H82V152H83V155L85 154L84 152L87 150L86 154L87 156L89 157V159L85 158L87 156H82L84 157L85 160H88V161H84L83 163V158L80 160V159H77L78 161H81L82 163V166H79L77 168V161L74 160L72 161V157L71 156H74V155H71V148H68L70 149L69 151L70 152H67L68 149L66 147ZM75 145L78 146V147H73ZM85 145V146H84ZM90 145V147H89ZM108 145V144H107ZM174 145V146H173ZM202 147H201V146ZM208 145V146H207ZM210 145V146H209ZM220 145V146H219ZM256 145V146H254ZM10 146V147H8ZM84 146V147H83ZM102 146V147H101ZM113 146V147H112ZM163 146V147H162ZM172 146V147H171ZM178 146V147H177ZM190 146V147H189ZM207 146V147H206ZM23 147V148H22ZM61 147V148H59ZM83 147V148H82ZM86 147H89L90 150H88V148ZM197 147V148H196ZM205 147V148H204ZM14 151H13V149ZM17 148V149H16ZM67 149L66 152H64L65 150L64 149ZM174 148V149H173ZM203 148V149H202ZM215 148V150H214ZM238 148V149H237ZM23 149V150H21ZM30 151H29V150ZM33 149V150H31ZM39 149V151H38ZM49 149V151H48ZM63 149V151H62ZM104 149V148H103ZM114 149V150H115ZM134 149V148H133ZM145 149V150H144ZM156 150H154V152H158V149L155 148ZM171 151V152H168L167 151ZM178 149V150H177ZM185 149V148H184ZM199 149V151H198ZM208 149H210L208 151ZM218 149V150H217ZM9 150V151H8ZM44 150V151H43ZM98 152H101L99 151ZM116 150V151H117ZM124 150V149H123ZM123 150L121 151V154H123ZM144 150V153H142ZM213 150H214V153H213ZM219 153H221L219 155V153H217V151ZM25 151V152H24ZM43 151V152H42ZM52 151V152H51ZM62 151V152H60ZM79 151V152H80ZM91 153H90V152ZM106 151V152H107ZM115 151V152H116ZM117 151V152H118ZM150 151V153H148ZM178 151V153H177ZM208 151V153H205V152ZM216 151V152H215ZM226 153H225V152ZM2 152V153H1ZM38 152H42L41 154L38 153ZM95 153L96 154H99V153ZM102 152H105L102 150ZM115 152L114 155L116 154ZM120 152V151H119ZM118 152V153H119ZM123 152V153H122ZM168 152V153H167ZM173 152V153H172ZM235 152V153H234ZM6 153V154H5ZM22 153V154H21ZM112 153V154H113ZM180 153V154H179ZM217 153V154H216ZM223 153V154H222ZM225 153V154H224ZM89 154V155H88ZM107 154V153H106ZM111 154V155H112ZM120 154V153H119ZM156 154V155H157ZM173 154V155H172ZM183 154V156H182ZM227 154V155H226ZM8 155V156H7ZM43 155V156H42ZM46 155V156H45ZM49 155V157H48ZM71 155V156H70ZM91 155V157H90ZM99 155H102L101 153ZM117 155V154H116ZM209 155V156H208ZM218 155H219V158H218ZM248 155V156H247ZM263 155V156H262ZM39 156V157H38ZM95 156V157H94ZM152 156V155H151ZM170 156V157H169ZM173 156V157H172ZM178 156V157H177ZM195 156V155H194ZM214 156V157H212ZM235 156V157H234ZM259 156L260 159H259ZM6 157V158H5ZM16 157V158H15ZM47 157V158H46ZM52 157V158H51ZM69 157V158H68ZM94 157V159L92 158ZM128 157V155H127ZM150 157V155L148 156ZM166 157V158H164ZM181 157L183 159H185L186 162H184L183 159H181ZM198 157V156H197ZM204 157V158H205ZM208 157V158H207ZM217 157V158H216ZM21 158V159H20ZM41 158V159H40ZM50 158V159H49ZM68 158V159H67ZM103 158V159H101ZM171 158V159H170ZM173 158V159H172ZM200 158H202L200 156ZM222 158V159H221ZM256 158V159H255ZM38 159V160H37ZM96 159V160H95ZM127 159V158H126ZM141 159L143 160V162L141 161ZM147 159V157H146ZM170 161H168V160ZM220 159V160H219ZM259 159V160H258ZM5 160V161H4ZM51 160V161H50ZM66 162H65V161ZM101 160H104V162H100ZM155 160V161H154ZM178 160V161H177ZM183 160V161H181ZM228 160V161H227ZM238 160V161H237ZM262 160V162H261ZM4 161V162H3ZM15 161V162H14ZM35 161V162H34ZM45 161V162H44ZM56 161V163L54 162ZM62 161V162H61ZM92 161V162H91ZM108 161V160H107ZM141 161V165L143 167H140L139 163ZM176 161V162H175ZM9 162V163H7ZM28 165H27V163ZM40 162V164H39ZM47 162V164H45ZM58 162V163H57ZM91 162L92 164L94 162H98L100 164V166L102 167H107V169L105 168H101V167H97V166H93L94 168L97 167V169H94V170H98V168H101L102 171L105 170L104 172H101V170L99 171L100 173L98 174V172L96 171H93V167L89 164ZM157 162V163H156ZM184 162V163H183ZM49 163V164H48ZM76 163V164H75ZM85 163H86V166H85ZM97 163V164H98ZM168 163V164H167ZM170 163V164H169ZM178 163V164H177ZM180 163V164H179ZM190 163H191V166H190ZM199 163V162H198ZM201 163V162H200ZM237 163V164H236ZM263 163V164H262ZM84 164V165H83ZM148 164V165H147ZM154 164L150 165V166H153ZM183 164V165H182ZM195 164V163H194ZM197 164V162H196ZM202 164V163H201ZM200 164V165H201ZM16 165V166H15ZM47 165V166H46ZM55 165V166H54ZM77 165V166H75ZM116 165V166H115ZM165 165V164H164ZM179 165V166H178ZM187 165V166H186ZM211 165V166H210ZM14 166V167H13ZM26 166H27V169H26ZM57 166V168H56ZM59 166V167H58ZM87 166H89L88 168H86ZM160 166L158 168H160ZM184 166V167H183ZM189 166V167H188ZM228 166V167H227ZM248 166V167H247ZM261 166V168H260ZM21 167V168H20ZM23 167V169H22ZM29 167V168H28ZM50 169H49V168ZM92 167V168H90ZM115 167V168H114ZM155 167V165L153 166ZM164 167V168H165ZM194 169H193V168ZM242 167V168H241ZM14 168V169H13ZM35 168V169H33ZM53 168V169H52ZM75 168L81 173L82 171V174L83 172H85L84 170H86V174L84 173L83 175H87L86 178L87 179H84L82 180L84 177L81 178V175L79 176V173L78 172H75L77 170H75ZM85 168V169H84ZM157 168V169H158ZM163 168V169H164ZM189 168H191L189 170ZM196 168V169H195ZM207 170H206V169ZM34 172H32L33 170ZM57 169V170H55ZM149 169V168H148ZM150 169H152V167H150ZM174 169V170H175ZM189 172H188V170ZM211 169V170H210ZM239 169V170H238ZM256 171H255V170ZM262 169V170H261ZM22 170V171H21ZM27 170L29 172H27ZM41 170V171H39ZM68 170V171H67ZM71 170V171H69ZM91 170V171H90ZM110 170L108 171L110 173ZM114 170V171H113ZM138 170V171H137ZM144 170V169H143ZM155 170V169H153ZM192 170V171H191ZM209 170V171H208ZM254 170V171H253ZM261 170V171H260ZM26 171V173H25ZM61 171V173H60ZM65 171V172H64ZM74 171V172H73ZM93 171V172H92ZM140 172V173H135V172ZM136 171L134 172H129L128 174L129 175H125V173H123L121 175V177H124L123 179L127 178L128 180L131 179L132 181H135L136 179L139 180L141 179L140 177L142 176V180L145 178H143L144 174L141 173V170L140 169H136ZM147 171V170H146ZM187 171V172H186ZM196 171V172H194ZM17 172H19L17 174ZM31 172V174H30ZM39 174H38V173ZM46 172V173H45ZM64 172V174H63ZM67 172V173H66ZM71 172V173H70ZM73 172V173H72ZM96 172V173H95ZM111 172V173H112ZM144 172V171H143ZM181 172V173H180ZM198 172V174H197ZM203 172V173H202ZM208 172V173H207ZM22 173V174H21ZM32 173H35V176L32 175ZM75 173H78V177H74V176H77ZM94 173V174H93ZM103 173V174H102ZM107 173V174H109ZM172 173H173V176H172ZM193 173V174H192ZM202 173V175H200ZM206 173V174H205ZM215 173V174H214ZM14 174V176H13ZM59 174V175H58ZM67 174V175H66ZM71 174V175H70ZM93 174V175H92ZM101 174V175H100ZM105 174V175H104ZM134 176H131L133 175ZM136 174V175H135ZM146 174L148 175V172H146ZM150 174V173H149ZM189 174V175H188ZM192 174V175H191ZM197 174V178L195 177ZM209 174V175H208ZM39 175V176H38ZM62 175L64 176V178L62 177ZM66 175V176H65ZM104 175V176H103ZM111 175V174H109ZM114 175H118L117 174H112ZM139 175V176H138ZM207 175V178L204 177ZM12 176V177H11ZM35 178V179H31L30 178ZM38 176V177H37ZM94 176V177H93ZM99 176V177H98ZM167 176V177H166ZM179 176V178H178ZM184 178H182V177ZM186 176V177H185ZM193 176V177H192ZM201 176V177H200ZM203 176V177H202ZM228 176V177H227ZM233 176V177H232ZM2 177V179H1ZM21 177V178H20ZM28 177V178H27ZM52 177V178H51ZM81 178L82 181H80L79 179ZM96 177V178H95ZM119 176L115 177L118 179ZM119 177V179L121 178ZM139 177V179H138ZM181 177V178H180ZM227 177V178H226ZM11 178V179H10ZM55 178H60V181L59 179H55ZM66 178V179H65ZM93 178V179H91ZM148 178V177H147ZM166 178V179H165ZM176 179L174 181V179ZM191 178V179H190ZM209 178L211 180H209ZM236 178V179H234ZM15 179V180H14ZM21 179V180H20ZM42 181H41V180ZM50 179V180H49ZM62 179H65V180H62ZM96 179V180H94ZM104 179V181H103ZM116 179V180H117ZM122 179V178H121ZM146 179V178H145ZM144 179V180H145ZM178 179V180H177ZM198 179V180H197ZM6 182H5V181ZM29 180H31V182H29ZM35 180V181H34ZM38 180V181H36ZM71 180V181H72ZM94 180V182H93ZM101 180V181H100ZM126 180V179H125ZM136 180V181H137ZM207 180V181H206ZM14 181V182H13ZM17 181V182H16ZM19 181V182H18ZM23 181V183H21ZM28 181V182H27ZM34 181V182H33ZM44 181V182H43ZM85 181V182H84ZM99 181V182H98ZM103 181V183H102ZM135 181V182H136ZM183 181V182H182ZM190 181V182H189ZM200 181V182H199ZM37 182V183H36ZM41 182L43 184H41ZM47 182V183H46ZM49 182V183H48ZM54 182H55V185H54ZM81 182V183H80ZM137 182H140L137 181ZM159 182H161L159 180ZM189 182V184H186ZM206 182V183H204ZM209 182V183H208ZM227 182V183H226ZM13 183V184H12ZM58 183V184H57ZM143 183V182H142ZM178 183V184H177ZM203 183V184H202ZM217 183V184H216ZM22 184V185H21ZM27 185L25 186V188L23 189L22 187H24L23 185ZM30 184V186L28 185ZM32 184V185H31ZM33 184H36V185H33ZM45 184V185H44ZM60 184V185H59ZM62 184V185H61ZM90 184V185H89ZM113 184H116L114 185V187H112ZM138 184H141V183H138ZM175 184H176V187H175ZM202 184V185H201ZM207 184V185H206ZM228 184V185H227ZM9 185H11L9 187ZM40 185V187H38ZM44 185V186H42ZM50 185V186H49ZM51 185H53L51 187ZM109 185V186H108ZM169 185V186H171ZM184 185L186 187H184ZM15 188H14V187ZM17 186H19L20 189L17 188ZM35 186V187H34ZM42 186V187H41ZM58 186V187H56ZM61 186V187H60ZM63 186V187H62ZM86 186V187H85ZM103 186V187H102ZM191 186L194 187V189L192 188L191 189ZM262 186V187H260ZM7 187L9 189H7ZM13 191H12V188ZM26 187L28 188H31V189H26ZM44 187V189H43ZM49 187V188H48ZM99 187V188H98ZM110 190H109V188ZM115 188V189H112V188ZM184 187V188H183ZM200 187V188H199ZM39 188V189H38ZM56 188V189H55ZM63 188V189H61ZM65 188V189H64ZM98 188V189H97ZM170 188V187H169ZM182 188V189H181ZM249 188V189H248ZM259 188L261 190H259ZM6 189V190H4ZM21 189L23 190V192L21 191ZM58 189V190H57ZM75 189V187H74ZM80 189V190H79ZM82 189V190H81ZM114 190V192L112 190ZM181 189V190H179ZM210 189V190H209ZM219 191H217V190ZM9 190V191H8ZM16 190V194H15V191ZM27 192H26V191ZM39 190V192H38ZM56 190V191H54ZM64 190V191H63ZM70 190V189H69ZM108 190V191H107ZM128 190V189H127ZM174 191V189L172 188L171 191ZM195 190V191H194ZM207 190V191H206ZM225 190V191H224ZM233 190V191H232ZM14 194H11V192ZM30 191V192H29ZM41 191H44V193H41ZM77 191V192H78ZM106 191V192H105ZM112 191V192H111ZM116 191V192H115ZM151 191V190H150ZM149 190L146 191L143 196L144 198L148 197L149 199L151 197H156V192H154L153 190L150 192ZM169 191V189H168ZM193 191V193H192ZM209 191V192H208ZM210 191H212L211 193L213 194H210ZM47 192V193H46ZM55 194H54V193ZM101 192V193H100ZM111 192V193H110ZM130 192V195H129V200H132L133 198H136L134 196H136V194H133L131 191H128V193ZM179 192V193H180ZM188 192V193H189ZM218 192V193H217ZM239 192V194H238ZM7 193V194H6ZM9 193V194H8ZM19 193V195H18ZM33 193V194H32ZM65 193V194H63ZM171 193L172 195V192H169ZM175 193V191H174ZM173 193V197L175 198V194L177 195V191L176 193L174 194ZM205 193V194H204ZM209 193V194H208ZM220 193V194H219ZM232 193L234 195H232ZM263 193V194H262ZM6 194V195H5ZM11 194V195H10ZM25 194V195H24ZM35 194L37 195L35 197ZM51 194V195H50ZM80 194V193H79ZM121 194V193H120ZM149 194V195H148ZM155 194V195H154ZM179 194V195H181ZM187 194V193H186ZM202 194L203 196L206 195V197H202ZM210 196L208 197L207 196ZM251 194V195H250ZM43 195V196H42ZM45 195V196H44ZM49 195V196H48ZM57 195V196H56ZM62 195V196H61ZM133 195V196H132ZM142 195V194H141ZM140 195V196H141ZM193 195V196H192ZM221 195V197H220ZM236 195V196H235ZM246 195V196H245ZM34 196V197H32ZM40 196V199H38ZM48 196V197H47ZM99 196V197H97ZM103 196V197H102ZM131 196V197H130ZM139 196V197H140ZM197 196V197H196ZM201 196V197H200ZM69 197V198H68ZM94 197V198H93ZM101 197V199H100ZM191 200H187L189 198ZM237 197V199H236ZM64 198V200L62 202H60L62 199ZM68 198V199H67ZM99 198V199H98ZM107 198V200H108ZM177 198H178V195H177ZM204 198V200L201 199ZM12 199V200H11ZM82 199H84V197H82ZM117 199V200H118ZM148 199V200H149ZM153 199V198H151ZM194 199V200H193ZM200 199V200H198ZM206 199V200H205ZM255 199V200H254ZM16 200V201H15ZM37 200V201H35ZM67 200V201H66ZM70 200V201H68ZM174 200V199H173ZM12 201V202H11ZM154 203V200H151V203ZM179 201V203H178ZM185 201V202H184ZM193 201V202H192ZM200 201V202H199ZM203 201V202H202ZM204 201L206 202V204L204 203ZM210 201V202H209ZM221 201V202H220ZM232 201V202H231ZM234 201V202H233ZM263 201V202H262ZM14 202V204H12ZM16 202V203H15ZM58 202V203H57ZM66 202V203H65ZM75 202V204H74ZM149 203H145L146 204V208L147 210L145 211L144 210V214L145 215H149L151 217H155L156 218V215L158 214L157 212L153 211L155 210L156 208L154 207V204H152L151 206V203H150V200L148 201ZM172 202V201H171ZM194 202L197 204V206H194L193 205H196L194 204ZM22 203V204H21ZM48 203V204H47ZM93 203V202H92ZM116 203H119L118 201ZM178 203V204H176ZM189 203V204H188ZM192 203V204H190ZM212 203V204H211ZM232 203V204H231ZM254 203V204H253ZM17 204V205H16ZM27 204V205H26ZM58 204V205H57ZM94 204V203H93ZM172 204V203H171ZM186 206H185V205ZM199 204V205H198ZM210 204V205H209ZM247 204V205H246ZM253 204V205H252ZM11 205V206H10ZM22 205V206H21ZM125 205V206H124ZM179 205V206H178ZM192 205V206H191ZM207 205V207H206ZM226 205V206H225ZM21 206V207H20ZM58 206V207H57ZM68 206V207H67ZM121 206L122 209H120L121 212L124 213L125 211V208L127 209L128 207H131V205L129 206L128 204L126 203H123ZM172 206V205H171ZM173 206V207H175ZM199 206V207H198ZM250 206V207H249ZM24 207V208H23ZM91 207H94V205ZM180 207V209H182ZM188 207L189 210L187 209ZM192 207V209H191ZM258 207V208H257ZM7 208V209H6ZM54 208V209H53ZM73 208V209H72ZM78 209L75 213L76 210L74 209ZM124 208V210H123ZM152 208V209H151ZM201 208V209H200ZM236 208V209H234ZM241 208V209H240ZM19 209V210H18ZM46 209V210H45ZM58 209V211H57ZM145 209V208H143ZM186 209H187V212H191V213H187L186 212ZM195 209V210H194ZM200 209V210H199ZM203 209V210H202ZM206 209V210H205ZM210 209V210H209ZM232 209V210H231ZM248 209V210H247ZM253 209V210H252ZM15 210V211H14ZM20 210H23V211H20ZM80 210L82 212H80ZM88 210H90L91 212H88ZM98 210V211H97ZM101 210V211H100ZM149 210V211H148ZM191 210V211H190ZM40 211V212H39ZM43 211V212H42ZM199 211H200V214H199ZM203 211V212H202ZM215 211V212H214ZM258 211V212H257ZM20 212V213H19ZM58 212V213H57ZM65 212H71V213H68V214H65ZM126 212V211H125ZM149 213V214H146V213ZM205 212V213H204ZM235 212V213H234ZM55 213V214H54ZM65 215H64V214ZM74 213V214H73ZM78 213V214H77ZM100 213V214H99ZM119 213V212H118ZM155 213H157L155 215ZM254 213V214H253ZM262 213V214H261ZM22 214V215H21ZM62 214V215H61ZM77 214V215H76ZM154 216H153V215ZM195 214V215H194ZM198 214V215H197ZM206 214V215H205ZM249 214V215H248ZM51 215V216H50ZM68 215V217H66ZM81 215V216H80ZM160 214H158L157 217H159ZM190 215V216H189ZM204 217H203V216ZM234 215V216H233ZM22 216V217H21ZM149 216H146L145 219H148V221H144L142 222L146 224V226L148 227H152V224L155 225V222L156 221H152L151 218ZM236 216V217H235ZM260 216V217H259ZM42 217V218H41ZM47 217V218H46ZM67 219H66V218ZM72 217V218H71ZM93 217V218H92ZM94 217H97V219L99 220H96L94 219ZM128 217L129 219H134L133 217H135L133 214L130 215L128 214ZM137 217V216H136ZM189 217V218H188ZM201 217V219H200ZM150 218V219H149ZM154 218V219H155ZM199 218V219H198ZM203 218V219H202ZM221 218V219H220ZM253 218V219H252ZM79 219V220H78ZM189 219V220H187ZM207 219V220H206ZM70 220V221H69ZM92 220V221H91ZM93 220H96L94 221L95 223H93ZM199 220V221H198ZM247 220V221H246ZM7 221V222H6ZM14 221V222H13ZM16 221V222H15ZM81 221V222H80ZM92 222V223H89V222ZM131 221V220H130ZM134 221V220H133ZM135 221H137V219H135ZM182 221V222H183ZM195 223H194V222ZM206 221V222H205ZM208 221V223H207ZM212 221V222H211ZM217 221V222H216ZM245 221V223H244ZM6 222V223H5ZM18 222V224H17ZM61 222V223H60ZM79 222V223H78ZM83 222V224H82ZM104 222V223H103ZM216 222V223H215ZM234 222V223H233ZM10 223V224H9ZM12 223V224H11ZM66 223V224H65ZM77 223V224H76ZM81 223V224H80ZM88 223V224H86ZM140 223H141V220H140ZM150 223V224H149ZM184 223V222H183ZM182 223V224H183ZM193 223V224H192ZM197 223V224H196ZM200 223V225H199ZM207 223V224H205ZM16 224V225H15ZM62 224V225H61ZM64 224V225H63ZM144 225V227H146ZM162 223H156V225L158 227H161L162 229H164L162 225H160ZM195 224V225H194ZM202 224V225H201ZM12 225V226H11ZM78 225H83V226H80L78 227ZM98 225H100L98 227ZM125 225V227H124ZM192 225V226H191ZM258 225V226H257ZM262 225V226H261ZM55 226V228H53ZM106 226V228H105ZM129 228H127V227ZM139 226V225H138ZM168 226V225H167ZM191 226V227H190ZM222 226V227H221ZM63 227V228H62ZM84 227V228H83ZM98 227V228H97ZM104 227V228H103ZM143 227V228H144ZM148 227V229H149ZM150 227V229H152ZM165 227V225H164ZM169 227V226H168ZM186 227V228H185ZM207 227V228H205ZM32 228V229H31ZM95 228V229H94ZM136 228V229H135ZM139 228V227H138ZM185 228V229H183ZM201 228V229H200ZM204 228V229H203ZM209 228V229H208ZM84 229V230H83ZM102 229V230H101ZM104 230H107V231H103ZM111 229V227H110ZM126 229V230H125ZM168 229V228H167ZM166 229V230H167ZM189 229V230H188ZM197 229V230H196ZM212 229L213 232H212ZM220 229V230H219ZM253 229V230H252ZM61 230V231H60ZM81 230V231H80ZM84 232H83V231ZM99 230V232H98ZM187 230V231H185ZM211 230V231H210ZM259 230V232L257 233V231ZM262 230V231H261ZM80 231V232H79ZM94 231V232H93ZM122 231V232H121ZM208 231V232H207ZM211 233H210V232ZM218 231V232H217ZM227 231V232H226ZM230 231V232H229ZM79 232V233H78ZM84 235L85 238L87 237V239H84V241H77V237L80 233H85ZM93 232V233H92ZM98 232V233H97ZM114 232V234H113ZM117 232V233H116ZM139 232V233H138ZM149 232V233H148ZM201 232V233H199ZM208 234H207V233ZM240 232V233H239ZM61 233V234H60ZM132 233V234H131ZM151 233H153V230L151 231ZM185 233V234H184ZM244 233V234H243ZM17 234V235H16ZM42 234V235H41ZM78 234V235H77ZM102 234V235H101ZM114 236H113V235ZM137 236H136V235ZM184 236H183V235ZM190 234V235H189ZM194 234V235H193ZM203 234V235H202ZM204 234H206L204 236ZM76 235V236H75ZM89 235V236H88ZM96 235L98 237H96ZM100 235V236H99ZM140 235V236H139ZM143 235V236H142ZM189 235V236H187ZM198 235V236H197ZM186 236V237H185ZM60 237V238H59ZM115 237V238H113ZM136 242L133 241L134 238ZM143 237V238H142ZM146 237V238H144ZM187 237H190V239L192 238V241L191 243L190 242V239L187 238ZM194 237H196V241L195 239H193ZM232 237V238H231ZM48 238V239H47ZM76 238V239H75ZM84 238V237H83ZM95 238L96 241H99V242H96L94 243L92 240ZM119 238V239H118ZM125 238V239H124ZM131 238V240H130ZM198 238H203V241L202 243H199L201 242L200 239L198 240ZM262 238V239H261ZM53 239V240H52ZM58 241H57V240ZM99 239V240H97ZM114 239V240H113ZM123 239V241H122ZM147 239V240H146ZM148 239H149V242H148ZM187 239V240H186ZM205 239H207L205 241ZM52 240V241H51ZM56 240V242H55ZM69 240V241H68ZM151 240V241H150ZM243 242H242V241ZM256 240V241H255ZM125 241V242H124ZM130 243H129V242ZM141 245H139V242ZM143 241V242H142ZM160 242V240H158ZM162 241V240H161ZM195 241V243H194ZM199 241V242H198ZM228 241V242H227ZM249 241V242H248ZM54 242V243H53ZM75 242V243H74ZM80 242V243H79ZM91 242V243H90ZM93 242V243H92ZM102 242V243H101ZM133 242V243H132ZM151 242V243H150ZM208 242V243H206ZM210 242V243H209ZM90 243V244H89ZM123 243V244H122ZM138 243V244H136ZM143 243V245H142ZM146 243V244H145ZM147 243H149V245H147ZM195 245L193 246L192 245ZM198 243V245H197ZM50 244V245H49ZM132 244V245H131ZM134 244H136L135 246H133ZM155 244V245H154ZM190 244V245H188ZM207 244V245H206ZM71 245V246H70ZM81 245V246H80ZM128 245V246H127ZM138 245V246H137ZM202 245V246H201ZM258 245V246H257ZM80 246V247H79ZM87 246V247H86ZM102 246V247H101ZM151 246V247H150ZM191 247V250L189 249ZM197 246V247H196ZM201 246V247H200ZM219 246V247H218ZM69 250H68V248ZM139 249H138V248ZM141 247V248H140ZM164 249H163V248ZM188 247V248H187ZM193 247L195 249H193ZM203 247H205L203 249ZM253 247V248H252ZM87 248V250H86ZM145 248V250H144ZM150 248V249H149ZM152 248V249H151ZM180 248V247H179ZM201 251V252H199ZM207 248V249H206ZM220 248V249H219ZM236 248V249H235ZM90 249V250H89ZM101 249V250H100ZM142 249V250H140ZM149 249V250H148ZM189 252H187L188 250ZM202 249L203 250H206L204 252V255L202 254ZM215 249V250H214ZM256 249V250H254ZM53 250V251H52ZM68 250V251H67ZM90 252H89V251ZM115 250V251H113ZM134 250V251H133ZM144 250V251H143ZM187 252L188 255L185 254V251ZM247 250V251H246ZM259 250V251H258ZM262 250V251H261ZM65 251V252H64ZM81 251V252H80ZM137 251V252H136ZM146 251V252H145ZM183 251V252H182ZM196 251V252H195ZM201 253V255L198 254V252ZM215 251V252H214ZM258 251V252H257ZM69 252L71 254H69ZM132 252V253H131ZM178 252V253H177ZM180 252V253H179ZM191 252V253H190ZM194 252V253H193ZM81 253V254H80ZM102 253V254H101ZM153 255H152V254ZM160 253V254H159ZM186 255L185 259L184 260V256ZM197 253V254H196ZM213 253V254H212ZM222 253V254H221ZM256 253V254H255ZM91 254V256L89 255ZM148 254V255H147ZM159 254V255H158ZM175 254V256H174ZM177 254V255H176ZM180 254L183 256V258L179 257ZM241 254V255H240ZM259 254V255H258ZM193 255V256H192ZM197 255V256H196ZM199 255V256H198ZM244 255V256H243ZM252 255V256H251ZM97 256V257H96ZM141 256V257H140ZM100 257V258H99ZM107 257V258H106ZM131 257V258H129ZM173 257V258H172ZM83 258V259H82ZM164 258V259H163ZM166 258V259H165ZM189 258V259H187ZM194 258V259H193ZM217 258V259H216ZM13 259V260H12ZM77 259V260H76ZM79 259V261H78ZM100 259V261H99ZM176 259V260H175ZM183 259V260H182ZM216 259V260H214ZM4 260V261H3ZM84 260V261H83ZM189 260V261H187ZM251 260V261H250ZM129 261V262H128ZM166 261V262H165ZM174 261V262H173ZM200 261V262H199ZM13 262V263H12ZM40 262V263H39ZM77 262V263H76ZM79 262V263H78ZM100 262V263H99ZM188 262V263H187ZM194 262V263H193ZM217 262V263H216ZM255 262V263H254ZM203 263V264H204Z\"/></svg>",
    "mask_w": 264,
    "mask_h": 264
},
{
    "label": "bare ground",
    "instance_id": "2",
    "mask_svg": "<svg viewBox=\"0 0 264 264\" xmlns=\"http://www.w3.org/2000/svg\"><path fill=\"white\" fill-rule=\"evenodd\" d=\"M38 1H39L41 4H43V3H44V4H47L46 0H38ZM49 1H50V0H49ZM56 1H58V0H56ZM68 1H73V0H62V1L59 0L60 3H59V2H58V3H56V2H52V0H51L52 3L50 2L51 6H52V4H53V6L51 7V9L54 7L55 4H58V6L55 5L56 8H55V7H54V8L56 9V11H61V13H62V14L59 13L60 15H62V16H60V17L62 18V19L60 18V20H61L60 22H61V23L57 22V21H59V18L56 19V20H57V21H56V20L53 19L54 17H53V18H52V17H49V18H48L49 15H48V16L46 15L47 17H46V16H44V17H46V19L48 18L49 21H50V18H51V19L54 21V22L51 21V24H52V25H53V23H57V24L59 23V25H61V27L63 26V24L66 26L65 22H62V21H64L63 18H65V17H64L63 15L67 12V9H68V7L66 6V3H67ZM77 1L80 3L79 6H77V12H75V8H74V11H71L72 13L74 12V14L72 15V16L74 17V19H77L78 17L81 18V15H82V17H83V15H84V14L86 15V13H88L89 16H90V12H91V10H92V9H91L92 7L90 8V5H91V4H89V7H88L87 4H86V3H88L87 0H77ZM88 1H90V0H88ZM112 1L115 3L114 0H112ZM172 1H173V0H172ZM188 1H190V0H188ZM193 1H194V0H193ZM196 1H197V0H196ZM233 1H234V0H233ZM233 1H231V2H233ZM239 1H240V0H239ZM252 1H253V0H252ZM256 1H257V0H256ZM262 1H263V0H262ZM14 2H15V1H14ZM20 2H21V1H20ZM23 2H24V1H23ZM28 2H29V0H28ZM28 2H27V3H28ZM75 2H76V1H75ZM78 2H77V3H78ZM103 2H104V1H103ZM113 2H111V0H110V2H109V0H107V1H105V2L102 4V6H104L105 9H106L105 11H107V9L110 10V8H112V7H111V4H112ZM145 2H146V1H145ZM149 2H150V1H149ZM153 2L156 3V5L161 4V1H160V0H153L151 3H153ZM169 2H170V1H169ZM174 2H175L176 4L178 3V5H179V2H177L176 0H175ZM181 2L186 3L185 0H181ZM191 2H192V0H191ZM222 2H223V1H222ZM235 2L237 3L238 0H237V1L235 0ZM241 2L244 3V5H248L246 1L244 2V1L241 0ZM248 2L251 3V1H249V0H248ZM15 3H16V2H15ZM21 3H22V2H21ZM36 3H37V2H36ZM54 3H55V4H54ZM154 3H153V4H154ZM189 3H190V2H189ZM238 3H239V2H238ZM245 3H246V4H245ZM260 3H261V2H260ZM115 4H116V3H115ZM122 4H123V3H122ZM153 4H152V5H153ZM164 4H165V3H164ZM220 4H221V3H220ZM240 4H241V3H240ZM22 5H23V3H22ZM34 5H35V4H34ZM47 5H49V3H48ZM99 5H101V4H99ZM112 5H114V4H112ZM124 5H125V4H124ZM124 5H123V6H124ZM184 5H186V4H184ZM184 5H182V6H184ZM198 5H199V4H198ZM228 5H229V4H228ZM241 5H242V4H241ZM249 5H250V4H249ZM6 6H7V5H6ZM13 6H14V5H13ZM19 6H20V3H19ZM30 6H31V5H30ZM32 6H33V5H32ZM42 6H43V5H42ZM97 6H98V5H97ZM102 6H99V7H97L96 9H95V7H94V9L97 10V11L94 10L93 12H97V14L102 15L101 12H100V8H101ZM109 6H110V7H109ZM114 6H115V5H114ZM117 6H118V5H117ZM119 6H120V5H119ZM121 6H122V5H121ZM123 6H122V7H123ZM159 6H160V5H159ZM163 6H164V5H163ZM163 6L161 7V8H162V11H163V10L165 11V10L168 9V8L166 9V7H168V6H166L165 9H164ZM169 6H170V5H169ZM191 6H193V4H192ZM1 7H2V6H1ZM38 7H39V6H38ZM49 7H50V6H49ZM104 7H102V8H104ZM171 7H172V6H171ZM171 7H170L169 9H171ZM173 7H174V6H173ZM175 7H176V6H175ZM241 7H242V6H241ZM247 7H249V6H245L246 9H247ZM2 8H3V7H2ZM16 8H17V7H16ZM19 8H20V7H19ZM102 8H101V9H102ZM119 8H120V7H119ZM156 8H157V7H156ZM189 8H191V9H190V10H189L188 8H187V9L189 10V12L191 11L192 14H195L196 12H197V14H204V13H202V12H204V10L202 11V9H205V11H206V8H202V7H201V10L199 9L200 7H199V8H198V7H193V8H194V11H192V10H193L192 7H189ZM197 8H198V9H197ZM262 8H263V7H262ZM12 9H13V8H12ZM12 9H11V10H12ZM20 9H21V8H20ZM48 9H49V8H48ZM57 9H58V10H57ZM89 9H90V10H89ZM112 9H114V8H112ZM121 9H122V8H121ZM126 9H127V8H126ZM158 9H159V8H158ZM248 9H249V8H248ZM263 9H264V8H263ZM7 10H8V9H7ZM16 10H17V9H16ZM25 10H26V9H25ZM41 10H42V9H41ZM70 10H71V9H70ZM72 10H73V9H72ZM109 10H108V11H109ZM160 10H161V9H160ZM160 10H159V11H160ZM198 10H200V11H198ZM208 10H209V9H208ZM251 10H252V8H251ZM3 11H4V10H3ZM21 11H22V9L20 10V12H21ZM36 11H37V10H36ZM54 11H55V10H54ZM54 11H53V12H54ZM88 11H90V12H88ZM101 11H103L104 14L107 13V16H108V11L105 12L103 9H102ZM155 11H156V10H155ZM209 11H210V10H209ZM253 11H254V10H253ZM49 12H50V11H48V13H49ZM64 12H65V13H64ZM71 12H69V13H71ZM82 12H83V13H82ZM93 12H92V13H93ZM111 12H112V11H111ZM119 12H120V11H119ZM119 12H118V13H119ZM121 12H122V11H121ZM171 12H172V11H171ZM186 12H188V11H186ZM194 12H195V13H194ZM198 12H199V13H198ZM200 12H201V13H200ZM207 12H208V11H207ZM247 12H248V11H247ZM247 12H246V14H247ZM250 12H252V11H250ZM9 13H10V12H9ZM9 13H8V14H9ZM54 13H55V12H54ZM63 13H64V14H63ZM116 13H117V11H116ZM155 13H158V12H155ZM160 13H161V12H160ZM178 13H179V12H178ZM3 14H4V13H3ZM12 14H13V13H12ZM40 14H41V12H40ZM88 14H87V17H88ZM94 14L97 15L96 13H94ZM94 14H91V15L93 16ZM110 14H111V13H110ZM176 14H177V13H176ZM184 14H185V12H184ZM186 14H188V13H186ZM235 14H236V13H235ZM250 14H251V13H250ZM23 15H24V14H23ZM38 15H39V14H38ZM38 15H37V16H38ZM76 15H77V16H76ZM99 15H98V16H99ZM111 15H112V14H111ZM111 15H109L108 17H110ZM117 15H118V14H117ZM121 15L123 16L124 14H121ZM121 15H119L118 17H121ZM152 15H153V14H152ZM6 16H7V15H6ZM10 16H11V15H10ZM20 16H21V14H20ZM50 16H51V15H50ZM52 16H53V15H52ZM69 16H70V15H69ZM72 16H71V17H72ZM92 16H90V17H92ZM98 16H97V17H98ZM144 16H145V15H144ZM148 16H150V15H148ZM186 16H187V15H186ZM201 16H202V15H201ZM201 16H200V17H201ZM207 16H208V15H207ZM218 16H219V15H218ZM26 17H27V15H26ZM75 17H77V18H75ZM116 17H117V16H116ZM118 17H117V18H118ZM184 17H185V16H184ZM187 17H189V16H187ZM235 17H236V16H235ZM27 18H28V17H27ZM37 18H39V17H37ZM37 18L35 19L36 21L38 20ZM42 18H43V16H42ZM84 18H85V16L83 17V19H84ZM88 18H89V17H88ZM101 18H103V17H101ZM139 18H140V17H139ZM198 18H199V17H198ZM203 18H204V20H205V17H203ZM225 18H226V17H225ZM8 19H9V18H8ZM11 19H12V18H11ZM48 19H47L46 21H48ZM74 19H73V20H74ZM86 19H87V18H86ZM89 19H90V18H89ZM145 19L147 20V18H145ZM145 19H144V20H145ZM167 19H168V18H167ZM179 19H180V18H179ZM186 19H188V18H186ZM206 19H207V17H206ZM219 19H220V18H219ZM66 20H67V19H66ZM116 20H117V19H116ZM120 20H121V19H120ZM146 20H145V21H146ZM191 20H192V19H191ZM197 20H198V19H197ZM6 21H8V20H6ZM38 21L41 22V19L38 20ZM38 21H37V22H38ZM55 21H56V22H55ZM67 21H68V20H67ZM97 21H98V20H97ZM121 21H122V20H121ZM125 21H126V20H125ZM218 21H219V20H218ZM9 22H10V21H9ZM11 22H12V21H11ZM22 22H23V21H22ZM42 22H43V20H42ZM44 22H45V19H44ZM78 22H79V21H78ZM82 22H84V21H82ZM117 22H118V20H117ZM122 22H123V21H122ZM126 22H127V21H126ZM134 22H135V21H134ZM155 22H156V21H155ZM195 22H196V21H195ZM205 22H206V21H205ZM24 23H25V22H24ZM29 23H30V22H29ZM49 23H50V22H49ZM73 23H74V22H73ZM76 23H77V22H76ZM84 23H85V22H84ZM100 23H101V22H100ZM142 23H144V22H143V19H142ZM146 23H147V21H146L144 24H146ZM149 23H150V22H149ZM191 23H194V22L191 21L190 24H191ZM203 23H204V22H203ZM4 24H5V23H4ZM6 24H8V23L6 22ZM9 24H10V23H9ZM44 24L46 25V23H44ZM51 24H50V26H51ZM81 24H82V23H81ZM97 24H98V23H97ZM101 24H102V23H101ZM101 24H100V25H101ZM104 24H105V23H104ZM112 24H113V23H112ZM114 24H115V22H114ZM121 24L127 25V23H121ZM144 24H142L141 29H142V27H143ZM196 24H197V23H196ZM47 25H48V24H47ZM47 25H46V27H48ZM59 25H58V27H59ZM71 25H72V24H71ZM83 25H84V26H82L83 28L80 27V28H82L83 30L78 28V32L80 33V37H81L82 39H84L83 42H84V44H85V42H86V38H87V39L89 38V40H90L91 37H92V38H94V37H93V36L90 37V34H91V31H92V30H91V29H88V26H87V25H86V28H85V24H83ZM115 25H116V24H115ZM115 25H113V26H115ZM124 25H123V26H124ZM136 25H137V24H136ZM140 25H141V23H140ZM146 25H147V24H146ZM146 25H145L144 27H146ZM159 25H160V24H159ZM202 25H204V24H202ZM217 25H218V24H217ZM225 25H226V24H225ZM73 26H75V25H73ZM73 26H72V27H73ZM80 26H81V25H80ZM104 26H105V25H104ZM118 26H119V25H118ZM123 26L120 25L119 27H121V29H120V28H118V29H119V30L126 29V26H125V27H123ZM193 26H194V25H193ZM208 26H210V25H208ZM11 27H12V25H11ZM53 27H54V26H53ZM72 27H69V25H68L67 28L70 29V28H72ZM77 27H78V26H77ZM94 27H95V26H94ZM96 27H97V26H96ZM98 27H99V26H98ZM128 27H130V26H128ZM182 27H183V26H182ZM203 27H204V26H203ZM14 28H15V27H14ZM44 28H45V26H44ZM75 28H76V27H75ZM84 28H85V30H84ZM90 28H91V27H90ZM101 28H102V30H103V29L108 30V29H110V26H109L108 29H107V28H103L102 26H101ZM115 28H117V26H115ZM131 28H132V27H131ZM137 28H138V27H137ZM148 28H149V27H148ZM192 28L195 29V26L192 27ZM198 28H200V27H198ZM0 29H1V30H0V43H2V42H4L5 40H7V39H6V38H7V34H6V32H4L5 30L3 31V26H2V28H0ZM33 29H34V28H33ZM38 29H40V28H38ZM61 29H62V28H61ZM64 29H65V28H64ZM92 29H93V28H92ZM99 29H100V28H99ZM141 29H140V31H138V32H139L138 35H140L141 37H144V38H148V37L151 38L150 35H151V32H152V34H153V31H151V30L149 31V30H148V31H147V34L145 35V31H146L147 28L145 29V31H143L144 28H143L142 30H141ZM154 29H155V28H154ZM200 29H201V28H200ZM200 29H199V30H198V29L196 30V32L198 31L199 34H200V32H201ZM203 29H204V28H203ZM75 30H76V29H75ZM93 30H94V29H93ZM115 30H116V29H115ZM180 30H181V29H180ZM30 31H31V30H30ZM42 31H44V30L42 29ZM42 31H41V32H42ZM45 31H46V28H45ZM69 31H70V30H69ZM100 31H101V29H100ZM112 31H113V30H112ZM116 31H117V30H116ZM116 31H115V32H116ZM177 31H178V30H177ZM188 31H189V30H188ZM202 31H203V30H202ZM13 32H14V31H13ZM16 32H17V31H16ZM26 32H27V31H26ZM60 32H61V31H60ZM60 32H58V33H60ZM74 32H75V31H74ZM74 32H72V34H73ZM78 32H77V33H78ZM101 32H104V30L101 31ZM109 32H110V30H109ZM127 32H128V30H127ZM134 32H135V31H134ZM136 32H137V31H136ZM140 32H141V33H140ZM154 32L156 33V31H154ZM193 32H194V31H193ZM196 32H195V33H196ZM210 32H211V30H210ZM7 33H8V32H7ZM20 33H21V32H20ZM32 33L34 34V32H32ZM42 33H43V32H42ZM46 33H47V32H46ZM77 33H76V35H78ZM106 33H108V31H107ZM106 33L104 32V35H106ZM112 33H113V32H112ZM191 33H192V32H191ZM33 34H32V37L34 36ZM36 34H37V33H36ZM36 34H35V35H36ZM39 34H40V33H39ZM72 34H71V35H72ZM96 34H97V33H96ZM136 34H137V33H136ZM199 34L196 33V35H198V36H199ZM204 34H205V33H204ZM210 34H211V33H210ZM10 35H12V34L10 33ZM41 35H42V34H41ZM47 35H48V34H47ZM138 35H137V36H138ZM147 35H148V36H147ZM162 35H163V34H162ZM170 35H171V34H170ZM173 35H174V34H173ZM185 35H186V34H185ZM205 35H206V34H205ZM30 36H31V35H30ZM42 36H43L44 38L42 37V38H41L42 40H40V41H34V40L30 39L31 41H30V43H28V45H27V46H28V49H32V47H34V48H35V47H36V48L40 47V50H39V51L42 50L41 53H43L44 55L48 54L49 56H51V57H50V59H51V58H52V55H51V54H53V51L50 52V51H51L50 49L52 48V46L55 47V44H56V45H57V48L59 47V48H58L59 51H58L57 49H56V51H58L59 54H61V56H63V57L66 56L67 59H69V60H71V57H72V58L75 57L74 59L77 60V58H76L77 56L74 55V54H76L78 51H77L76 53H75V52L73 53V51H71L70 48L65 50V48H66V47L68 48V46H65L66 44H65L64 42H63V44H62L61 42L56 43L57 41H56V42H55V41H53V42L50 41L52 44H53L54 42H55V43H54L53 45H52L51 43L48 44L47 40H48L49 37L51 36V33H50V35L47 36V37H46V34H45V36H44V35H42ZM78 36H79V35H78ZM88 36H89V37H88ZM127 36L129 37L128 33H127ZM145 36H147V37H145ZM187 36H188V35H187ZM187 36H186V37H187ZM194 36H195V34H194ZM198 36H197V37H192V36H191V40H192V39H195V40H193V42L195 43V41L197 40L196 38H198ZM200 36H201V35H200ZM200 36H199V39L201 40ZM28 37H29V36H28ZM54 37H55V36H54ZM80 37H79V38H80ZM109 37H110V36H109ZM133 37H134V36H133ZM138 37H139V36H138ZM176 37H177V36H176ZM12 38H13V37H12ZM34 38H35V37H34ZM101 38H102V37H101ZM103 38L106 39V37H103ZM249 38H250V37H249ZM17 39H18V38H17ZM17 39H16V40H17ZM50 39H51V38H50ZM66 39H68V38H66ZM110 39H111V38H109V40H110ZM130 39H131V38H130ZM130 39H129V42H130ZM133 39H134V38H133ZM142 39H143V38H142ZM167 39H168V38H167ZM186 39H187V38H186ZM199 39H198V40H199ZM8 40H9V39H8ZM8 40H7V41H8ZM14 40H15V39H14ZM27 40H28V39H27ZM59 40H60V39H59ZM72 40H73V39H72ZM103 40H104V39H103ZM103 40H102V41H103ZM126 40H127V39H126ZM131 40H132V39H131ZM143 40H144V39H143ZM206 40H207V39H206ZM28 41H29V40H28ZM28 41H27V42H28ZM90 41H91V40H90ZM106 41L108 42L107 39H106ZM138 41H139V40H138ZM170 41H171V40H170ZM174 41H175V40H174ZM183 41H184V40H183ZM188 41H190V38H189ZM201 41H202V40H201ZM243 41H244V40H243ZM5 42H6V41H5ZM87 42H88V41H87ZM92 42L95 43L94 41H92ZM92 42H90V43L93 44ZM99 42H100V40H99ZM107 42H106V43H107ZM129 42H128V43H129ZM134 42H135V41H134ZM185 42H186V41H185ZM21 43H22V42H20V44H21ZM60 43H61V44H60ZM66 43H67V42H66ZM131 43H132V42H131ZM142 43H144V42H142ZM176 43H178V42H176ZM188 43H189V42H188ZM197 43H199V42L197 41L195 44H197ZM208 43H209V42H208ZM218 43H219V41H218ZM12 44H13V43H12ZM15 44H16V43H15ZM18 44H19V43H18ZM18 44H16V46L14 45L12 48L9 47L8 50H10V49H11V50L8 51L7 53H10V54L13 53V52H15V54H16V53H19V52H17V51L19 50V49H18V46H17ZM22 44H23V43H22ZM88 44H89V43H88ZM88 44H87V46L90 45V44H89V45H88ZM97 44H98V43H97ZM107 44H109V43H107ZM126 44H127V43H126ZM161 44H162V43H161ZM170 44H171V43H170ZM195 44H192V45H195ZM199 44H200V43H199ZM215 44H216V43H215ZM63 45L65 46V48L63 47ZM81 45H82V44H81ZM85 45H86V44H85ZM94 45H95V44H94ZM205 45H206V44H205ZM3 46H4V45H3ZM3 46H2V47H3ZM19 46H20V45H19ZM21 46L23 47L24 45H21ZM61 46H62V49L60 48ZM71 46H72V45H71ZM71 46H70V47H71ZM90 46H91V45H90ZM130 46H131V45H130ZM147 46H148V45H147ZM147 46H146V47H147ZM150 46H151V45H150ZM156 46H157V45H156ZM213 46H214V45H213ZM22 47H21V49H22ZM54 47H53V48H54ZM80 47H81V46H80ZM80 47H79V48H80ZM127 47H128V46H127ZM153 47H155V46H153ZM158 47H159V46H158ZM181 47H182V46H181ZM208 47H209V46H208ZM248 47H249V46H248ZM259 47H260V46H259ZM3 48H4V47H3ZM55 48H56V47H55ZM71 48H72V47H71ZM77 48H78V47H77ZM77 48H76V49H77ZM84 48H85V47H84ZM128 48H129V47H128ZM141 48H142V47H141ZM150 48H151V47H150ZM156 48H157V47H156ZM195 48H196V47H195ZM235 48H236V47H235ZM5 49L7 50V48H5ZM21 49H20V50H21ZM63 49H64L65 51H64ZM125 49H126V48H125ZM137 49H138V47H137ZM151 49H152V48H151ZM153 49L155 50V48H153ZM165 49H166V48H165ZM181 49H182V48H181ZM16 50H17V51H16ZM52 50H53V49H52ZM62 50H63V51H62ZM77 50H78V49H77ZM81 50H82V48H81ZM131 50H132V49H131ZM131 50H130V51H131ZM139 50H140V49H139ZM141 50H142V49H141ZM209 50H210V49H209ZM22 51H24V50H22ZM30 51H31V50H30ZM36 51H37V50H36ZM54 51H55V49H54ZM74 51H75V49H74ZM127 51H129V50H127ZM135 51H136V50H135ZM145 51H146V50H144V52H145ZM159 51H160V50H159ZM170 51H171V50H170ZM174 51H175V50H174ZM0 52H1V51H0ZM4 52L6 53V51H4ZM26 52H28V50H27ZM49 52H50V53H49ZM81 52H82V51H81ZM136 52H137V51H136ZM146 52H147V51H146ZM156 52H157V50H156ZM7 53H6V54H7ZM21 53H22V52H21ZM24 53H25V51H24ZM24 53H23V54H24ZM33 53H34V50H33ZM41 53H40V54H41ZM151 53H152V55H153V52H152V51H151ZM163 53H164V52H163ZM168 53H169V52H168ZM168 53H166V54H168ZM176 53H178V51L175 52V55H176ZM181 53H182V52H181ZM0 54H1V53H0ZM15 54H14V55H15ZM30 54H31V53H30ZM34 54H35V53H34ZM40 54H39V55H40ZM54 54H55V53H54ZM120 54H121V53H120ZM120 54H119V55H120ZM132 54H133V52H132ZM147 54H148V53H147ZM154 54H156V53H154ZM161 54H162V52H161ZM172 54H173V53H172ZM250 54H251V53H250ZM35 55H36V54H35ZM64 55H65V56H64ZM113 55H114V54H113ZM123 55H124V54H123ZM136 55H137V54H136ZM148 55H150V54H148ZM158 55H159V53H158ZM173 55H174V54H173ZM173 55H172V56H173ZM241 55H242V54H241ZM1 56H2V55H1ZM6 56H7V55H6ZM9 56H10V55H9ZM12 56H13V55H12ZM23 56H24V55H23ZM59 56H60V55H59ZM61 56H60V57H61ZM78 56H79V54H78ZM139 56H140V55H139ZM160 56H161V55H160ZM166 56H168V55H166ZM24 57H25V56H24ZM41 57H43V56H41ZM45 57H46V58H49V57H47V55H46ZM63 57H62V58H63ZM69 57H70V58H69ZM145 57H146V56H145ZM151 57H152V56H151ZM161 57H162V56H161ZM168 57L170 58V61H169L170 63H169V64H170L171 66H173L172 64H176V65H174V66H179V65H180V64H179V65L177 64V63H179L177 57H172V58H171L170 56H168ZM32 58H34V57L32 56ZM123 58H124V57H123ZM163 58H164V56L162 57V59H163ZM175 58H176L177 60H176ZM179 58H180V57H179ZM202 58H203V57H202ZM257 58H258V57H257ZM2 59H3V58H2ZM17 59H18V58H17ZM30 59H31V58H30ZM54 59H55V58H54ZM95 59H96V58H95ZM112 59H113V58H112ZM115 59H117V57H116ZM125 59H126V58H125ZM146 59H147V58H146ZM166 59H167V58H166ZM191 59H192V58H191ZM194 59H195V58H194ZM194 59H193V60H194ZM37 60H39V59L37 58L36 61H37ZM45 60H46V59H45ZM150 60H152V58H151ZM168 60H169V59H168ZM180 60H181V58H180ZM53 61H55V60H53ZM72 61H73V60H72ZM77 61H78V60H77ZM77 61H76V62H77ZM79 61H80V60H79ZM94 61H95V60H94ZM94 61H93V63H94ZM130 61H131V60H130ZM165 61H166V60H165ZM195 61H196V59H195ZM37 62H38V61H37ZM40 62H42V61H40ZM70 62H71V61H70ZM96 62H97V61H96ZM99 62H100V61H99ZM132 62H134V61H132ZM181 62H182V61H181ZM23 63H24V62H23ZM51 63H52V62H51ZM80 63H81V62H80ZM93 63H92V65H91V64H90V65H91V66H95V65H93ZM120 63H122V62H120ZM157 63H158V62H157ZM164 63H165V62H164ZM188 63H189V62H188ZM25 64H26V63H25ZM42 64H44V63H42ZM77 64H79V63L77 62ZM86 64H87V63H86ZM185 64H186V63H185ZM223 64H224V63H223ZM255 64H256V63H255ZM27 65H28V64H27ZM55 65H56V64H55ZM121 65H122V64H121ZM132 65H133V64H132ZM22 66H23V64H22ZM167 66H168V65H167ZM216 66H217V65H216ZM221 66H223V65H221ZM225 66H226V63H225ZM225 66H224V67H225ZM24 67H25V66H24ZM95 67H96V66H95ZM97 67H98V66H97ZM124 67H125V66H124ZM145 67H146V66H145ZM185 67H186V66H185ZM185 67H184V68H185ZM60 68H61V67H60ZM168 68H169V67H168ZM170 68H171V67H170ZM176 68H177V67H176ZM176 68H175V69H176ZM178 68H180V67H178ZM178 68H177V70H178L179 72H181L182 69H183L182 67H181L180 69H178ZM186 68H187V67H186ZM189 68H191V67H189ZM197 68H198V67H197ZM216 68H217V67H216ZM222 68H223V67L220 68V65H219V69H218V71H220V73H221V71H222V73H223V71H225V70H223ZM91 69H92V67H91ZM91 69H90V70H91ZM93 69H94V68H93ZM95 69H96V68H95ZM97 69H98V68H97ZM97 69H96V70H97ZM102 69H103V68H102ZM133 69H134V66H133ZM140 69H142V68H140ZM148 69H149V68H148ZM187 69H188V68H187ZM191 69H193V68H191ZM191 69H190V70H191ZM221 69H222V70H221ZM90 70H89V71H90ZM103 70H104V69H103ZM108 70H109V69H108ZM177 70H174V72H175L174 75H175L176 77H177V75H178V71H177ZM190 70L188 69L189 72L193 73V72L190 71ZM215 70H217V69H215ZM48 71H49V70H48ZM86 71H88L87 68H86ZM99 71H101V72H100L101 75L104 74L103 76L106 77L107 80L110 79V77H109L110 75H109V76L107 75V74H109V72H107L106 70L102 71V70H100V69L98 70V72H99ZM105 71H106V72H105ZM123 71H124V70H123ZM134 71H135V69H134ZM166 71H167V70H166ZM172 71H173V70H172ZM176 71H177V72H176ZM183 71L185 72V69H184ZM183 71H182V73H183ZM198 71H199V70H198ZM102 72H105V73L102 74ZM132 72H133V71H132ZM161 72H162V71H161ZM215 72H216V71H215ZM226 72H227V71H226ZM59 73H60V72H59ZM59 73H58V75H59ZM92 73H93V71H92ZM110 73H111V71H110ZM168 73H169V70H168ZM170 73H171V72H170ZM176 73H177V75H176ZM186 73H187V72H186ZM186 73H185V74H186ZM220 73H219V75H218L217 72H216V74H217L218 76H220ZM232 73H233V72H232ZM85 74H86V72H85ZM89 74H91V73H89ZM94 74H96V72L93 73V75H94ZM105 74H106L107 76H105ZM111 74H112V73H111ZM134 74H135V73H134ZM138 74H139V73H138ZM157 74H158V73H157ZM157 74L155 73V75H157ZM162 74H163V73H162ZM162 74H160V75L163 76ZM196 74H197V73H196ZM64 75H66L65 72H64ZM153 75H154V74H153ZM171 75H172V73H171ZM181 75H182V74H179V79H180V80L178 79V77H177V78H175V76H172V77H171V78H173V79H172V82H170V84H172V85L168 84V85H170V86H168L169 89H171L172 86H173L174 88H176L177 86H180V84H179L180 82H181V86L185 84L184 86L186 87V84H187L188 81L186 80V78L182 79L183 76H181ZM214 75H215V74H214ZM247 75H248V74H247ZM16 76H17V75H16ZM19 76H20V75H19ZM94 76H96V75H94ZM94 76H93V77H94ZM124 76H125V75H124ZM132 76H133V75H132ZM141 76H142V75H141ZM158 76H159V75H157L156 78H158ZM164 76H165V74H164ZM166 76H167V75H166ZM192 76H194V74H192ZM203 76H204V75H203ZM215 76H216V75H215ZM43 77H44V76H43ZM62 77H64V76H62ZM68 77H69V76H68ZM70 77H71V76H70ZM82 77H85V76L82 75ZM86 77H88V76L86 75ZM86 77H85V80H86ZM89 77H91V75H89ZM98 77H99V73H98ZM133 77H135V76H133ZM139 77H140V76H139ZM153 77L155 78V76H153ZM168 77H169V76H168ZM194 77H195V76H194ZM216 77H217V76H216ZM246 77H247V76H246ZM51 78L53 79V77H51ZM51 78H50V79H51ZM65 78H66V77H64V79H65ZM80 78H81V76H80ZM100 78H101V77H100ZM108 78H109V79H108ZM136 78H138V76L135 77L134 80H136ZM144 78H145V77H144ZM174 78H175L176 80L178 79V81H180V82L177 81V82H178V83H177V82L175 81ZM187 78H188V80H189V77H188V76H187ZM201 78H204V77H201ZM39 79H40V78H39ZM41 79H42V78H41ZM77 79H78V78H77ZM88 79H90V78H88ZM95 79H96V78H94V80H95ZM102 79L104 80L105 78H102ZM121 79H122V78H121ZM121 79H118V80H120V82H121ZM125 79H127V78H125ZM132 79H133V78H132ZM138 79H139V78H138ZM141 79H143V76H142ZM148 79H149V78H148ZM158 79H159V78H158ZM190 79H191V78H190ZM193 79H194V78H193ZM195 79H196V78H195ZM237 79H238V80L233 81V82H234V83H235V82L238 83L240 79H239V78H237ZM65 80H66V81H65ZM65 80H61V79H60V80L57 81V79H53L52 84H50V85H55V86H54V88H55V87H56V84L59 83V81L63 82V84H64L65 82H67V80H69V81H68V82H69V84H68L69 86H68L67 88L65 87L64 89H65V90H66V89L69 90V88H70V89L73 88V90H70L71 93H72L73 95L71 94V96H69V97H70V100L72 99V101H73V102L71 101L73 104H71V102H70V104H69L70 107H71V105L73 106L74 104H76V105L79 106V107H78V110H79V108H81L82 106L87 107V110H88V106H86V105H89V107H90V104H93V105H92V108H90V111H91V112L88 111L89 114H93L95 117H96V116H97V117H98V116L101 117V120H100V121L98 120V123H97L96 126H95L96 128H97L98 125H99L100 128L103 127L104 129H106V130H107V133H108V131L111 132V129H112V132H113V133L115 132V134L118 133V130H119V133H120V131H124V130L126 129V126H127L128 121L125 122L126 120H124V121L121 120V119H123V118H120V116L117 118V120H113V119H116V117H117V116L115 117V112H116V111H114V113H112L114 109L112 110V112H110L111 109H110V111L108 110L109 107H110V105L114 104V102H115V100H116L115 98H116L117 96H116V95L114 96L115 92H114L113 95H112V92H111V91H109V92H111V93H105L104 95H106L107 98H105L104 95H103L102 92H101V94H102L103 97L105 98V103H103V104H105V105L102 104L103 106H101V105L99 104L100 101H99V103L96 102L97 104H94V102L92 101L93 98L90 99L92 102L88 100V101L90 102V104H89L88 101H87V102H88V103H87V102L84 101V100H83L84 103H83V101H82V103H83V104H82V103H79V99L76 98V97H74V95H75V93H76L75 91H77L78 88H79V90H80V88H83V87H80V86H82L84 83L86 84V83H87L86 81H88V80L84 81V79H83L82 81H84V83H81L82 81H80V84H82V85H80L79 82H78L75 78H73V79H69V78H67V79H65ZM75 80H76V81H75ZM99 80H100V79H99ZM103 80H102V82H103ZM112 80H113V79H112ZM134 80H133V82H134ZM145 80L147 81V78H145ZM150 80H151V78H150ZM183 80H184V81L186 80V82L184 83ZM212 80H216V78H215V79H212ZM224 80H225V79H224ZM91 81H92V79H91ZM105 81H106V80H105ZM114 81H115V80H114ZM123 81H124V79H123ZM127 81H128V82H127ZM127 81L125 80L126 84H125V85L122 84V86L129 87V89H130V88H131V83H132V81H129V79H128ZM140 81H141V80H140ZM140 81H137V83L139 84ZM189 81H191V80H189ZM204 81H205V80H204ZM208 81H209V79H208ZM220 81H222V80H220ZM220 81L218 82V80H217L216 83L218 82L219 84H216V85L219 86V85L222 83V82L220 83ZM237 81H238V82H237ZM240 81H242V80H240ZM47 82H48V81H47ZM61 82H60V83H61ZM93 82H94V81H93ZM112 82H113V81H112ZM166 82H168V81H166ZM182 82H183L184 84H183ZM194 82H196V80L193 81V83H194ZM210 82H211V81H210ZM213 82H214V81H213ZM224 82H225V81H224ZM224 82H223V83H224ZM233 82H232V83H233ZM242 82L245 83L244 80H243ZM242 82H239V83H241V84L238 83V86H239V85H243V87H245V86L248 85V84H247V85H244ZM247 82H249V80L246 81V83H247ZM259 82H260V80H259ZM12 83H13V82H12ZM42 83H44V82H42ZM103 83H104V82H103ZM137 83H135V84H136V86L138 87L139 85H137ZM173 83H175V84H173ZM176 83H177V84H176ZM196 83H197V82H196ZM196 83H195L194 85H196ZM234 83H233V84H234ZM236 83H235V84H236ZM252 83H254V85H256L255 82L252 81ZM14 84H15V83H14ZM44 84H45V83H44ZM77 84H78V85H77ZM85 84H84V85H85ZM88 84H89V82H88ZM94 84H95V83H94ZM110 84H112V83L110 82L109 85H110ZM113 84L116 85L117 83H116V84L113 83ZM140 84H141V83H140ZM149 84H150V83H149ZM208 84H209V82H208ZM214 84H215V83H214ZM225 84H227V83H225ZM229 84H230V83H228L227 86H228ZM249 84H250V83H249ZM261 84H262V83H261ZM6 85H7V84H6ZM12 85H13V84H12ZM16 85H17V84H16ZM28 85H29V84H28ZM42 85H43V84H42ZM42 85H41L40 87H42ZM50 85H49V87H48L49 89H50ZM66 85H67V84H66ZM86 85H87V84H86ZM99 85H100V84H98V86L95 85L96 88L93 87V86H92V87L96 90V89L99 88ZM102 85H104V84H101V85H100V89L103 88V87H101ZM114 85H113L112 87H114ZM175 85H177V86H175ZM188 85H189V84H188ZM188 85H187V87H188ZM204 85H205V84H204ZM216 85H214V87H215ZM222 85H224V84H222ZM230 85H231V84H230ZM230 85H229V86H230ZM251 85H252V84H251ZM251 85H250V87H251V89L253 90V87H252L253 85H252V86H251ZM9 86H10V85H9ZM9 86H8V87H9ZM13 86H15V85H13ZM45 86H48V85L46 84ZM58 86H59V85H58ZM133 86H135V85H133ZM147 86H148V85H147ZM181 86H180V87H181ZM209 86H212V84L209 85ZM248 86H249V85H248ZM20 87H21V86H20ZM28 87H29V86H28ZM51 87H53V86H51ZM89 87H90V85H89V86L87 85V86H86V88H87L86 90H88ZM110 87H111V86H110ZM119 87H120V86H119ZM119 87H118V88H119ZM141 87H142V86H141ZM148 87H149V86H148ZM150 87H151V86H150ZM185 87H183V88H185ZM187 87H186V89H188ZM194 87H196V86H194ZM194 87L191 85V89H192V88L194 89ZM231 87H232V85H231ZM231 87H229V88L231 89ZM233 87H234V86H233ZM236 87H237V86H236ZM239 87H240V86H239ZM250 87H246L245 89H244V88L242 89V88L240 87L242 90L236 89L237 91L239 90L238 92H237L235 89H233V88H232L231 90H233L234 93L237 92L235 95H237L238 93H239L238 95H240V94H243V93H244L243 90H245V93H246L247 90L250 89ZM6 88H7V87H6ZM35 88H36V87H35ZM44 88H45V90L47 91V87H44ZM106 88H107V87H106ZM118 88H117V89H118ZM132 88H133V87H132ZM183 88H181V89H183ZM198 88H199V86H198ZM201 88H204V87H203V83H202ZM201 88H199V90H200ZM211 88H212V87H211ZM211 88L209 87L208 89L210 90ZM23 89H24V87H23ZM41 89H42V88H41ZM41 89H40V91H41ZM83 89H85V88H83ZM89 89H91V88H89ZM108 89H109V87H108ZM108 89H106V90H108ZM124 89H125V88H124ZM137 89H138V88H137ZM178 89H179V87H178ZM178 89H176V90H178ZM186 89H185V90H186ZM191 89H190V90H191ZM204 89H206V88H204ZM204 89H203V90H204ZM215 89H216V87H215ZM225 89H226V88H223V91H224ZM246 89H247V90H246ZM251 89H250V90H251ZM7 90H9V89L7 88ZM20 90H21V89H20ZM38 90H39V89H38V86H37V91H38ZM62 90H63V89H62ZM91 90H93V89H91ZM112 90H113V88H112ZM120 90H121V89H120ZM127 90H128V88L126 89V91H127ZM130 90H131V89H130ZM145 90H146V89H145ZM145 90H140V92H138V94L141 93L142 91H145ZM171 90H173V88H172ZM171 90H169V91H171ZM190 90H189V91H190ZM195 90H197V88H195ZM203 90H202V91H203ZM209 90H208V91H209ZM32 91H33V90H32ZM34 91H36V89H35ZM46 91L43 92V94H41V95H40L39 93L37 94V95L41 96L40 98H39V96H37V97H38V100H40L41 102L44 103L43 108L39 107V108H41V114L43 113V114L41 115V116H43L42 119H44V117H45V120H46V118H50V117L52 118V115H53L52 113H54V112H56V113L59 112V114L57 115V117H56V116L53 117V118H54L53 123L56 121V124H57V126H58V123H57L58 121H60L61 123H64V122L69 121V123L67 122V123L69 124V126L66 125V127L68 126V131H69V132H71V133H72V132H75V133L77 134V137L80 136V139L78 138V140H79V144H80V140H81V138H83V137H81V135H83V136L87 139V137L89 138V136H90V137L92 138L93 135L96 134V132L94 131V130H96L95 127H94L95 129L93 130V132H95V133H90L91 131L88 132L89 130L86 129V130H88V131H87L88 133L86 134V132H85V134H83V132L85 131V129H84V127H83V130H82V123H80V120L78 121V119H79L80 116H81V112L78 113V117H77V116H76L77 114H75V112H74V115H73V114H72L73 110L70 111V108H69V109L66 108V107H67L66 105H65V108H64V109L61 108V106H62L61 103L64 101L65 98L63 99L61 96L57 95L58 91H57V93H55V92L50 93V91H51V92L53 91L52 88L50 89L49 92H46ZM72 91H73V92H72ZM93 91H94V90H93ZM96 91H97V90H96ZM99 91H100V90H99ZM99 91H98V92H99ZM116 91H117V90H116ZM132 91H133V89H132ZM138 91H139V89H138ZM147 91H148V90H147ZM147 91H146V93H147ZM174 91H175V89H174ZM174 91H173V92H174ZM181 91H182V90H181ZM206 91H207V90H206ZM218 91H220V88H219ZM225 91H228V90H225ZM225 91H224V92H225ZM235 91H236V92H235ZM240 91H241V93H240ZM263 91H264V90H263ZM20 92H21V91H20ZM62 92H63V91H62ZM64 92H65V91H64ZM68 92H69V91H68ZM68 92H67V93H68ZM103 92H104V91H103ZM106 92H107V91H106ZM123 92H124V91H123ZM148 92H149V91H148ZM171 92H172V91H171ZM173 92L171 93L172 95L174 94ZM175 92H176V91H175ZM197 92H198V91H197ZM209 92H210V91H209ZM211 92H213V91H211ZM242 92H243V93H242ZM248 92H251V94H252V91H248ZM24 93H25V92H24ZM27 93H28V92H27ZM54 93H55V94H54ZM69 93H70V92H69ZM132 93H133V92H131V94H132ZM135 93H136V92H135ZM142 93H143V96L146 97V93H145V92H142ZM150 93H153V91H151ZM150 93H147V96H149L148 94H150ZM176 93H177V94L179 93L178 95L180 96V92H179V91L176 92ZM176 93H175V95H174V96H175V99H176V97H179L178 95L176 96ZM182 93H185V92H184V89H183V92H182ZM192 93H193V92H192ZM231 93H232V92H231ZM234 93H232V94H234ZM245 93H244L243 95H245ZM3 94H4V92H3ZM12 94H13V93H12ZM31 94H33V93L27 94V95H28V96H27V99H25L26 102H27L28 100H29V101H32V100L35 101L34 99L36 98V95L33 96V95H31ZM76 94H77V93H76ZM79 94H80V92H79ZM82 94H83V93H82ZM101 94H100V95H101ZM116 94H117V92H116ZM118 94H119V93H118ZM120 94H121V92H120ZM122 94H123V93H122ZM126 94H127V93H126ZM138 94H137V95H138ZM171 94H169V95H170V96H169V99H170V97H171V100L174 101V97H172ZM201 94H202V93H201ZM225 94H226V93H225ZM225 94H223V95H224V96H223L224 98H225ZM228 94H229V93H228ZM247 94H248V93H247ZM262 94H264V93H262ZM262 94H261V95H262ZM68 95H69V94H68ZM123 95H124V94H123ZM134 95H135V94H134ZM137 95H136V96H137ZM153 95H154V93H153ZM153 95H152V96H153ZM181 95L184 96L183 94H181ZM186 95H187V94H186ZM198 95H200V93H199ZM203 95H204V93H203ZM235 95H234V97H237V96H235ZM254 95H255V94H254ZM32 96H33V97H32ZM78 96H79V95H78ZM118 96H121V95H118ZM125 96H126V95H125ZM127 96H128V98H129V95H127ZM130 96H131V95H130ZM138 96H139V95H138ZM138 96H137V97H138ZM162 96H163V95H162ZM246 96H247V95H246ZM248 96H249V94H248ZM262 96H263V95H262ZM34 97H35V98H34ZM56 97L59 98L58 100L62 99V102L60 103V105H59L60 107H58V110L55 108V106H57V105L52 106V104H50V101H51V100H54V99H55V101H56V99H57ZM69 97H67V99H68ZM103 97H102V98H103ZM123 97H124V96H123ZM131 97H132V96H131ZM154 97H155V96H154ZM217 97H218V96H217ZM223 97H222V98H223ZM231 97H232V96H231ZM238 97H239V96H238ZM240 97H241V96H240ZM258 97H259V96H258ZM260 97H261V96H260ZM81 98H82V97H81ZM87 98H88V97H87ZM89 98H90V97H89ZM95 98H96V97H95ZM95 98H94V99H95ZM112 98H113V99H112ZM125 98L127 99V97H125ZM132 98H133V97H132ZM134 98H135V97H134ZM139 98H141V97H139ZM155 98H156V97H155ZM172 98H173V99H172ZM182 98H183V97H182ZM182 98H181V99H182ZM222 98H221V99H222ZM254 98H255V97H254ZM254 98H253L252 100H253V103L255 104V102H256L258 99L254 100ZM67 99H65V100H67ZM96 99H97V98H96ZM120 99H121L120 97H119V98L117 97V100H120ZM135 99H136V98H135ZM137 99H138V98H137ZM144 99H146V98H144ZM148 99H149V98H148ZM148 99H147V100H148ZM159 99H160V98H159ZM200 99H201V98H200ZM207 99H208V98H207ZM221 99H220V100H221ZM226 99H227V98H226ZM228 99H230V98H228ZM259 99H260V98H259ZM262 99H263V98H262ZM262 99H260V100H262ZM70 100H69V101H70ZM86 100H87V99H86ZM112 100H113L114 102L111 104ZM121 100H122V99H121ZM121 100H120V101H121ZM130 100H131V98H130ZM151 100H152V98H151ZM171 100H167V99H166L165 101H162V102H164L163 104L165 105V109H167V108H171V107H170V105H171V103H172ZM186 100H187V99H186ZM196 100H197V99H196ZM218 100H219V99H218ZM220 100H219V101H220ZM236 100H237V99H236ZM260 100H259V101H260ZM18 101H19V100H18ZM29 101H28V102H29ZM60 101H61V100H60ZM60 101H59V102H60ZM95 101H97V100H95ZM102 101H103V100H102ZM120 101H119V102H120ZM132 101H133V100H131V102H132ZM138 101H139V100H138ZM142 101H143V100H142ZM148 101H149V100H148ZM152 101L155 102V100H152ZM182 101H183V100H182ZM182 101H181V102H182ZM184 101H185V100H184ZM193 101H194V99H193ZM208 101L210 102V99H209ZM211 101H214V100L211 99ZM222 101L225 102V99H222L219 103H222ZM249 101H251V100H249ZM254 101H255V102H254ZM263 101H264V100H263ZM16 102H17V101H16ZM64 102H65V101H64ZM64 102H63V103H64ZM67 102H68V100H67ZM80 102H81V101H80ZM121 102H123V100H122ZM126 102L128 103V100H127ZM215 102H216V101H215ZM235 102H236V101H235ZM4 103H5V102H4ZM38 103H39V101H38ZM63 103H62V104H63ZM117 103H118V102H116L115 105H118ZM132 103H133V102H132ZM137 103H138V105H139V102H137ZM140 103H141V100H140ZM159 103H160V102H159ZM159 103H158V104H159ZM184 103H185V102H184ZM184 103H181V104L184 105ZM217 103H218V102H216L215 104H217ZM246 103H247V102H246ZM251 103H252V102L249 103L250 106H252ZM258 103H259V102H258ZM261 103H262V102H261ZM263 103H264V102H263ZM0 104H1V103H0ZM32 104H33V103H32ZM80 104H82V106H81ZM85 104H86V105H85ZM106 104H108V106H109L108 109H107V107H106ZM109 104H110V105H109ZM125 104H126V103H125ZM125 104H124V105H125ZM141 104H142V103H141ZM144 104H145V101H144ZM144 104H143V105H144ZM146 104H147V103H146ZM174 104H175V103H174ZM181 104H180V105H181ZM187 104H188V103H187ZM193 104H194V103H193ZM199 104H200V103L197 104V107H198ZM225 104H227V103H225ZM67 105H68V104H67ZM121 105H122V103H121ZM129 105H130V103H129ZM129 105H128V107H129ZM134 105H135V104H134ZM152 105L155 106V105H157V104H156V102H155L154 104H153V102H151V106H152ZM164 105H163V106H164ZM176 105H178V103H177ZM176 105H175V106H176ZM183 105H181V106H183ZM185 105H186V104H185ZM188 105H190V103H189ZM247 105H248V104H247ZM29 106H30V105H29ZM37 106H38V105H37ZM113 106H114V105H113ZM118 106H119V105H118ZM122 106H123V105H122ZM122 106H120V107H122ZM131 106H132V104H131ZM166 106H167V108H166ZM172 106H173V104H172ZM191 106H192V105H191ZM217 106H218V105H216V107H217ZM243 106H244V105H243ZM257 106H259V105L257 104ZM263 106H264V105H263ZM2 107H3V106H2ZM21 107H22V106H21ZM53 107L55 108V110H53L54 112H51L52 109H54ZM63 107H64V105H63ZM105 107H106V108H105ZM114 107H115V106H114ZM116 107H117V106H116ZM116 107H115V108H116ZM136 107H137V106H136ZM176 107H177V106H176ZM178 107H179V106H178ZM178 107H177V108H178ZM186 107H187V106H186ZM189 107H190V106H189ZM194 107H196V106H194ZM204 107H205V106H203V108H204ZM223 107H224V106H223ZM237 107H238V106H237ZM240 107H241V106H240ZM240 107H238L237 109H239ZM247 107H248V108H251V107H249V105H248ZM3 108H4V107H3ZM8 108H9V107H8ZM12 108H13V105H12ZM32 108H33V107H32ZM39 108H37V109L35 108V109H36V110H39ZM60 108H61V109H60ZM74 108H75V107H74ZM74 108H73V109H74ZM123 108H124V106H123ZM126 108H127V104H126V107H125L124 109H125L126 111H128V109H126ZM129 108H130V107H129ZM183 108H185V107L183 106V107H182V110H183ZM187 108H188V107H187ZM187 108H185V110H186ZM192 108H193V106H192ZM205 108L207 109V106H206ZM205 108H204V109H205ZM241 108L243 109V107H241ZM245 108H246V105H245V107H244L243 110H245ZM1 109H2V108H1ZM42 109H44L45 112H44ZM76 109H77V108H76ZM76 109H75V110H76ZM82 109H84V108H82ZM121 109H122V108H120V110H121ZM131 109H133V108L131 107ZM149 109H150V108H149ZM151 109H153V108H151ZM197 109H199V108H197ZM208 109H209V108H208ZM211 109H212V108H211ZM214 109H215V108H213V110H214ZM18 110H19V109H18ZM56 110H57V111H56ZM75 110H74V111H75ZM105 110H106V111H105ZM159 110H160V109H159ZM187 110H188V109H187ZM190 110H191V109H190ZM190 110H188V114H189V111H190ZM247 110H248V109H247ZM11 111H12V109H11ZM69 111H70V112H69ZM76 111H77V110H76ZM108 111H109V112H108ZM134 111H135V110H134ZM148 111H149V110H148ZM151 111H152V110H151ZM151 111H150V113H151ZM153 111H154V110H153ZM153 111H152V112H153ZM160 111H161V110H160ZM197 111H198V110H197ZM205 111H206V110H205ZM205 111H204L203 113H205ZM208 111L211 112L212 110H208ZM208 111H206V113H207ZM25 112H26V111H25ZM31 112H32V111H31ZM31 112H30V113H31ZM33 112H34V111H33ZM77 112H78V111H77ZM77 112H76V113H77ZM83 112L85 113V117L88 116V118H89L90 115H88V113H87V111H85V109L82 111V113H83ZM102 112H103V113H102ZM128 112H129V111H128ZM131 112H132V111H131ZM131 112H130V114L133 116V113H131ZM167 112H168V111H167ZM182 112H183V111H182ZM182 112H181V113H182ZM212 112H214V111H212ZM212 112H211L210 114H209V112L207 113V114L210 116V118H211V114L214 115V114L217 113L216 111H215V113H212ZM222 112L224 113V111H222ZM222 112H221V113H222ZM16 113H17V111H16ZM44 113H45V114H44ZM86 113H87V116H86ZM101 113H102V114H101ZM136 113H137V112H136ZM178 113H179V112H178ZM183 113H184V112H183ZM186 113H187V112H186ZM186 113H185V114H186ZM190 113L193 114V112H190ZM218 113H219V112H218ZM35 114H36V113H35ZM37 114H38V113H37ZM51 114H52V115H51ZM111 114H113L115 118H112V119H111V118L109 117V119H111V120H106V119H108V117H106V116L111 115ZM134 114H135V113H134ZM138 114H139V113H138ZM188 114H187V115H188ZM219 114H220V113H219ZM219 114H218V115H219ZM251 114H252V113H251ZM256 114H257V113H256ZM9 115L11 116L10 113H9ZM15 115H16V114H14L13 117H12L11 119H13L14 117H16V122H17V120H19V119H18L19 116L17 117V115H19V114H17L16 116H15ZM21 115H22V114H21ZM44 115H45V116H44ZM48 115H50V116L48 117ZM54 115H55V113H54ZM71 115H73V116H71ZM82 115H83V114H82ZM93 115H91L90 117H92ZM113 115H112V116H113ZM119 115H120V114H119ZM140 115H141V114H140ZM146 115H147V114H146ZM148 115H150V114H148ZM152 115H154V114L151 113V117H152ZM163 115L165 116V115H167V114H164V112H163ZM176 115H177V114H176ZM200 115H201V114H200ZM218 115H217V117H218ZM29 116H30V115H29ZM46 116H47V117H46ZM58 116H59L60 118H58ZM155 116H156V115H155ZM161 116H162V115H161ZM161 116H160V117H161ZM164 116H163V117H164ZM167 116H168V115H167ZM167 116L165 117V119L167 118ZM190 116H191V114H190ZM203 116H204V115H203ZM206 116H207V115H206ZM255 116L258 117L259 115H255ZM20 117H21V116H20ZM33 117H34V116H33ZM82 117L84 118V116H82ZM103 117H104V118H103ZM105 117H106V119H105ZM126 117H127V116H126ZM147 117H149V116H146V118H147ZM151 117H150V118H151ZM156 117H159V116L157 115ZM160 117H159V119H161ZM180 117H181V115H180ZM195 117H196V115H195ZM215 117H216V116H215ZM247 117H248V115H247ZM249 117L251 118V116H249ZM53 118H52V119H53ZM56 118H57V119H56ZM119 118H120V120H118ZM129 118H130V116H129ZM131 118H133V117H131ZM134 118H135V117H134ZM139 118H140V117H139ZM200 118H201V117H200ZM218 118H219V117H218ZM243 118H244V117H241V119H243ZM11 119H10V121H11ZM14 119H15V118H14ZM26 119H27V118H26ZM31 119H32V118H31ZM71 119H72V120H71ZM80 119H82V118H80ZM84 119H85V118H84ZM86 119H87V118H86ZM127 119H128V118H127ZM156 119H157V118H156ZM156 119H155V120H156ZM163 119H164V118H163ZM165 119H164V120H165ZM168 119H169V118H168ZM181 119H182V118H181ZM188 119H189V118H188ZM196 119H197V117H196ZM222 119H223V118H222ZM238 119H239V118H238ZM238 119H236V120H238ZM244 119H245V118H244ZM7 120H8V118H7ZM23 120H24V117H23ZM29 120H30V119H29ZM82 120H83V119H82ZM82 120H81V122H82ZM93 120H94V119H93ZM96 120H97V118H96ZM96 120H95V121H96ZM128 120H129V119H128ZM133 120H134V119H133ZM150 120H152V119H148V120H147V121H148L147 125L149 124V121H150ZM164 120H161V121H164ZM184 120H185V119H184ZM186 120H187V119H186ZM208 120H209V119H208ZM210 120L213 121V119H210ZM210 120H209V122H210ZM14 121H15V120H13V121H11V122H14ZM24 121H25V120H24ZM50 121H51V120H50ZM83 121H84V120H83ZM131 121H132V120H131ZM172 121H173V120H172ZM19 122H20V121H19ZM26 122H27V121H26ZM35 122H36V121H35ZM45 122H46V121H45ZM45 122L42 120V123L45 124ZM85 122H86V121H85ZM85 122H84V123H85ZM92 122H93V121H92ZM195 122H196V121H195ZM209 122H208V123H209ZM235 122H236V121H235ZM235 122H234V123H235ZM243 122H244L243 124L246 125V124H245L246 121H243ZM17 123H18V122H17ZM50 123H51V122H50ZM84 123H83V124H84ZM89 123H90V122H89ZM145 123H146V121H145ZM153 123H154V121H153ZM165 123H166V122H165ZM208 123H207V124H208ZM212 123H213V122H212ZM219 123H220V122H218V124H219ZM239 123H240V122H239ZM241 123H242V121H241ZM1 124H2V123H1ZM12 124H13V123H12ZM14 124H15V122H14ZM31 124H32V123H31ZM44 124H43V125H44ZM46 124H47V123H46ZM46 124H45V125H46ZM87 124H88V122H87ZM87 124H85V125H87ZM90 124H91V123H90ZM93 124H94V122H93ZM93 124H92V125H93ZM128 124H130V126H131V122L128 123ZM154 124H156V123H154ZM194 124H195V123H194ZM216 124H217V123H216ZM220 124H222V122H221ZM220 124H219V125H220ZM224 124H225V123H224ZM236 124H237V125H236ZM236 124H234V125H236V127H238V123H236ZM243 124H242V125H243ZM28 125H29V124H28ZM33 125H34V124H33ZM33 125H31V126H33ZM40 125H41V124H40ZM45 125H44V127H45ZM49 125H50V124H49ZM54 125H55V124H54ZM62 125H63V124H62ZM62 125H61V126H62ZM88 125H89V124H88ZM92 125H89L88 128H89V129H90V128L93 129V126H92ZM132 125H133V124H132ZM184 125H185V124H184ZM210 125L213 126L212 124H210ZM219 125H218V126H219ZM247 125H248V124H247ZM252 125H253V124H252ZM252 125H251V126L249 125V126H250V127H248L249 130H250V128H251V130L253 129L254 126L252 127ZM255 125H257V124H255ZM2 126H3V125H2ZM8 126H9V125H8ZM14 126H15V125H14ZM17 126H18V125H17ZM46 126H47V125H46ZM63 126H64V125H63ZM90 126H91V127H90ZM161 126H162V125H161ZM163 126H164V128L167 127L166 124L163 125ZM173 126H174V125H173ZM175 126H176V125H175ZM192 126H195V125H192ZM201 126H202V125H201ZM214 126H215V125H214ZM226 126H227V124H226ZM15 127H16V126H15ZM20 127H21V126H19V128H20ZM38 127H39V126H38ZM47 127H49V126H47ZM47 127H45V128L47 129ZM58 127L61 129L60 124H59ZM85 127H87V126H85ZM128 127H129V126H128ZM148 127H149V126H148ZM202 127H204V126H202ZM205 127H206V126H205ZM208 127H209V126H208ZM216 127H217V126H216ZM222 127H223V126H222ZM239 127H240V126H239ZM242 127H243V126H242ZM255 127H256V126H255ZM24 128H25V127H24ZM29 128L31 129V127H29ZM32 128H33V127H32ZM40 128H41V126H40ZM42 128H43V127H42ZM50 128H51V127H50ZM50 128H48L46 131H44V132H43L44 134H43L42 131H41V133L37 134V136H36V135H34V137L32 136L31 139H32L33 141L35 140L33 143L36 144V145H37L38 142H39L40 145L43 143V145H41V147H42V149H45L44 146H46L47 144H49V142L47 141V139H46L45 137L48 138V135H49V134L51 133V131L53 130V129L50 130V133H49V129H50ZM53 128H54V127H53ZM55 128H57V127H55ZM59 128H58V129H59ZM103 128H102V129H103ZM118 128H119V129H118ZM131 128H132V127H131ZM169 128H170V127H169ZM169 128H165V129L162 130V131H165V133H166V132H167L166 129H169ZM171 128H172V127H171ZM171 128H170V129H171ZM185 128H186V127H185ZM185 128H184V129H185ZM189 128L191 129V127H189ZM218 128H219V127H217L216 129H218ZM248 128L245 129V127H244V129H245L247 132L249 131ZM5 129H6V128H5ZM30 129H29V130H30ZM43 129H44V128H43ZM117 129H118V130H117ZM129 129H130V128H129ZM143 129H144V128H143ZM160 129H163V127L160 128ZM193 129H194V128H193ZM197 129H198V128H197ZM202 129H203V128H202ZM202 129H199V130L201 131ZM206 129H207V128H206ZM213 129H214L213 131L216 132L215 127H214ZM224 129H225V131H226V128H225V127H224ZM238 129H239V128H238ZM254 129H255V128H254ZM35 130H37V129H35ZM38 130H39V129H38ZM38 130H37V131H38ZM54 130L57 131V129H54ZM114 130H116L117 132L114 131ZM154 130H155V129H154ZM171 130H173V129H171ZM177 130H178V129H177ZM180 130H181V128H180ZM182 130H183V129H182ZM203 130L205 131V129H203ZM218 130H220V129H218ZM222 130H223V129H222ZM232 130H233V132H234V127H233ZM25 131H26V130H25ZM56 131H55V132L52 131V132H53V133H56ZM58 131H59V130H58ZM58 131H57V133H58ZM64 131H65V130H64ZM64 131H63V133H64ZM82 131H83V132H82ZM96 131H98L99 133H100V131L102 132V130H99V129L96 130ZM132 131H133V130H132ZM132 131H130V132H132ZM136 131H137V130H136ZM136 131L134 132L135 134L137 133ZM138 131H139V130H138ZM152 131H153V130H152ZM162 131H161V130H160V131L158 130V132L155 131V136H157V137L159 138L160 135H162ZM188 131H189V130H187V132H188ZM191 131H192V130H190V132H191ZM196 131H197V130H196ZM209 131L211 132V129L208 130V132H209ZM220 131H221V130H220ZM220 131H218V132H220ZM223 131H224V130H223ZM252 131H254V130H252ZM46 132H47V134H46ZM59 132H60V131H59ZM66 132H67V129H66L65 133H66ZM77 132H78V133H77ZM81 132H82V134H80ZM104 132H105V131H104ZM110 132H109V133H110ZM124 132H125V131H124ZM147 132H148V131H147ZM149 132H150V134H149V133H147V134H149L150 136H153V135H151V131H150V130H149ZM170 132H172V131H170ZM185 132H186V131H185ZM193 132H194V133H193ZM193 132H192V133H193V135H194V134L196 133V132H195V129H194ZM198 132H199V131H198ZM205 132H206V131H205ZM215 132H214V133H215ZM230 132H231V131H230ZM242 132H243V131H242ZM13 133H14V132H13ZM34 133H35V132H34ZM37 133H38V132H37ZM48 133H49V134H48ZM57 133H56V134H57ZM60 133H61V132H60ZM60 133H58V134H60ZM89 133H90V134H89ZM107 133H106V135H107ZM122 133H123V132H122ZM144 133H145V132H144ZM163 133H164V132H163ZM168 133H169V132H168ZM173 133H174V132H173ZM176 133H177V132H176ZM244 133H245V132H244ZM251 133H252V132H251ZM20 134H21V133H20ZM25 134H26V133H25ZM69 134H70V133H69ZM76 134H75V135H76ZM88 134H89V135H88ZM100 134H104V133H100ZM110 134H111V133H110ZM152 134H154V131L152 132ZM169 134H170V133H169ZM185 134H186V135H185ZM187 134H189V133H184V136H185V137H182L183 140H185L184 144L187 142L188 144H190V145H192V146H193V145H196V144H197V146H199V144H198V142H197L198 139L201 141V140H202V139H201V136L204 137V136H203L204 134L202 135L201 133H199V135L201 134V136H200V138H199V137H197L198 135H196V134H198V133H196V134H195V135H196V138H193V141H192L193 144H192L191 141H190V139H191L190 136H193V135H187ZM190 134H191V133H190ZM218 134H219V133H218ZM223 134H225V133L223 132ZM223 134H222V136H223ZM235 134H237V133H235ZM238 134H239V133H238ZM238 134H237V135H238ZM242 134H243V133H242ZM28 135H29V134H28ZM51 135H53V134H51ZM51 135H50V136H51ZM54 135H55V134H54ZM106 135H105V136H106ZM111 135H112V134H111ZM113 135H114V134H113ZM125 135H126V136H125L126 139H128V138H127V137H128L127 134H125ZM130 135H133V134L131 133ZM138 135H139V134H138ZM138 135H136V136H135V135L132 136L133 138L131 137L132 140L134 139V143H136V145H135V144L133 143V141H132L133 145H135V146H133L134 149L132 148V149L130 150V148H129V153H127V152L125 151V149H126L127 151H128V149L125 148L124 146H123V148H121L122 145H119V146H121V147H119V149H121V150H119L120 152L117 150V148H118V144H117V143H119V142H114V141H116V140H114V139H115L114 137H115V136L118 137L117 134L113 136V138H114L113 140H114V141H112V138L110 139L112 142H114V144H117V145H116V149H115V148H112V149H111V147H110V145H109V143L112 145L111 141H109V143L106 141L108 145H107V144L105 145V144H103V143H106V142H104L102 139H101V140L103 141L102 145H105V146H107V147H104V146H103L104 149H103V148H102V149L100 148V150H99V147H98V146H100L101 143H100V141L98 140V141H97V142H98V146L96 147V149L94 150L95 145L97 144V142L95 143L94 147H92V149H91L92 152H94V153H92V155L94 154L95 156H97V157L99 158V157H104V156H103V153H104V155H105V159H106V155H107V158H109V157H108V154L111 153V152L113 153V152H115V151L117 150V151L120 153V154H119V153L116 151L115 153H116L117 155H116V154L114 155V153H113V154L111 153L112 155L109 154L110 156H113V157L115 156V157L112 158V159H111V157L109 158V159L112 160V161L114 160L113 162H116V163H117V164H116V165H117V169H115V173H113L112 170H110L111 167L109 168V170H110V173H109V172H108L109 170L107 169V167L105 168V167H103V165H102V167L100 166V164H101L102 162H104V160H101V161L99 160V161L101 162L100 164H99L98 162H97L98 164H97L96 162H94V163L92 164V163H91L92 161L89 162V163H91V164H89V165H91L92 167L95 165V166H97V167H101L102 169H103V168L107 169V171H105V170L102 171L101 168H98V170H99V171L101 170V172H104V171H105V172L111 174V175H109V174L106 173V175H107L108 177L105 176V178H104L105 180L108 178L107 180L110 181V180H112V176H113V179H115V180H112V181H113V182H114V181H117V182H116L117 187H118L117 190L119 189V191H118L119 194H117V196H118V195H121V196H119V197H120L119 199L116 198V196L114 197V196H112V195H110V198H108V195H107V197L105 198V199H106L105 201H104V199H103V200H99V201H98V200H95V199H94V200L92 199V200L90 201V200H88V198H86L87 200H85V197H87V195H85V196H81V195H84L83 191H82V192H79V191H78V188H76V187L80 186L79 183L77 184V182H76V180H78V179H76V180L73 179V180H72V178L69 179V182H68L67 184H65L66 182L64 183L65 188H67V190H68V192H69V193H66V194H67V196L70 194L69 197H71V198H70L71 201H72V200H73V201L75 200V202H77L78 199H79L80 202L78 201L79 203L76 204V205H78V206L80 205L78 208H80V207H81V208H85L86 205H87V206L90 205V206H89V207H90L89 209L92 211V210H95V208H97V206H99V207H102V206H103V211H104V212H103V214L99 217V219H100V218H101V220H102V218L107 219V221H108V223H106L107 228H106V226H105V228L108 229V227H109V232H112V231L115 232V231L118 230L119 228L123 227V223H124V224H127V223L129 224V223L132 222V223H133V226H134V224H135L134 227L137 226V229L140 230L141 234H144L145 236H146L145 232H147V231L150 230V231H149L150 233H149V232H148V233H149V234H152V237H151V238H153V239H152L153 243H157V244L159 243L160 246H162V245L164 246L165 244H167L165 249H167V247H169V246H170V247L173 246V248H175V247H178V245H179V247H180V248L178 247V250H179V249H181L182 247L184 248V247L186 246V244L188 243V242L186 243L184 237H183V239L181 238L180 233H182V232H179V230L183 231V230H182V227H183L184 225H187L186 223L189 222V221H191L192 217H193V218H194V217L196 218V215L194 214L195 216H191V217H190V218H191L190 220L187 219V220H189V221H186V220L184 219V221L181 220L180 223L178 224V221H179V220H178V217H180L181 214L183 213L182 210H184V213L182 214V216H184V214H186V213H185V208H186V207L183 209V207H181L182 205H180V206L178 205L179 208H177V206H175V204H173V203L176 202L175 199H176V200H177V199L181 200L179 197H182V195H184L183 193H185L184 190H186V189H187V192H186L187 194L185 193L184 196H188V194H189V196H190V194H191V192H189L190 188H189V189H188V188H184V187L187 186V184H189L190 181H189L187 184L184 182V183L186 184V186L184 185V187H183L184 190H183L182 188H181L182 190L179 189V190L182 191V194H181L180 191H178V187H176V184H175V187L177 188V190H175L174 185H173L175 182H174L172 185H171L170 182H169V184L167 185L168 181H167V183H164V182H166L165 180H164V182L162 181V179H163V178H162L163 175H164V174L167 172V170H168V169L165 170L166 167H167V168L172 167V168H170L169 170L173 169V173H174L177 169L181 170V169H180V166H181L180 163H179L180 166L178 165L179 167H177V169H175L176 166H174V167L172 166V165L174 164V163H173L174 160L171 162V164L169 163L171 166H169V165L166 166V163L164 162L165 165L163 164V168L166 166L164 169L162 168V165H161V166L159 165L160 168H158L159 166H156V164H154L153 162H151V163L154 164L155 167H153L154 165H153V166H150V165H152V164H149V165L147 164V165H148L147 168H144L145 166H144V167L142 166V165H144V164L141 165V161H142V162H143V160L146 161V162H143V163H145V165H146V163H149V162L151 161V160H150V161H147L148 158H149V159H152V161H153V153H154V155H155V158H154V159H156L157 157H160L161 155H160V154H159V155L157 154V153H159V148H158V147H160V145L164 144V141L162 140L163 143H162V144H159L158 147L154 146L155 148L158 149V152H156L157 150H156L155 148H154V150H156L155 152H154L153 149H150V150L152 151L151 154H149L150 157H148L149 155H148V156H146V155H145V156H144V155H141L140 157H138L137 155H138L139 153L137 154V152H139V151L136 150V149H139V148H137V147H138V146H141V145H138V143H139V142L142 143V141H143L144 144H145V143L148 144V143L150 142L149 144L151 145V142L154 141V139L156 138V137L154 136V139H153V137H150L149 135H146V136H147V137H146L147 140H145V138H144L145 141H144V140H141V141H140L142 135L145 136V134H142L141 137H140V139H138ZM166 135H167V134H166ZM179 135H181V133H180ZM195 135H194V137H195ZM206 135H208V134H206ZM211 135H213V134H211ZM211 135H209V136H211ZM214 135H215V134H214ZM214 135H213V136H214ZM24 136H25V135H22V137H24ZM26 136H27V135H26ZM42 136H43V137H42ZM58 136H60V135H57V136H55V137H57V139H58ZM98 136H99V135H98ZM100 136H103V135H100ZM100 136L97 137V136L95 135V140H97L98 138L100 139ZM148 136H149V139H148ZM175 136H176V135H175ZM182 136H183V135H182ZM186 136H187L188 138H187ZM209 136H208V137H209ZM219 136H220V134H219ZM231 136H232V135H231ZM14 137H15V136H14ZM22 137H21V138H22ZM62 137H63V136H61V138H62ZM71 137H72V136H71ZM96 137H97V139H96ZM108 137H109V135H108ZM110 137H111V136H110ZM119 137H120V134H119ZM122 137H124V135L121 136V138H122ZM136 137H137V139L139 140L138 142H137ZM178 137H179V136H178ZM233 137H234V136H233ZM235 137H237V136L235 135ZM239 137H240V136H239ZM25 138H26V137H25ZM29 138H30V137H29ZM33 138H34V139H33ZM44 138H45V140H44ZM59 138H60V137H59ZM61 138H60V139H61ZM74 138H76V137H74ZM85 138H83V139H85ZM91 138H90V139H91ZM103 138H105V137H103ZM158 138H156V140H158ZM160 138H161V137H160ZM170 138H171V137H170ZM186 138H187V139H186ZM189 138H190V139H189ZM197 138H198V139H197ZM209 138H211V137H209ZM230 138H231V137H230ZM0 139H1V138H0ZM31 139H30V140H31ZM52 139H53V137H52ZM60 139H59V140H60ZM63 139H66V138H63ZM83 139H82V140H83ZM90 139H88V140H90ZM118 139H119V138H118ZM118 139H117V140H118ZM129 139H130V138H129ZM129 139H128V140H129ZM135 139H136V140H135ZM142 139H143V137H142ZM188 139H189L190 142H188ZM204 139H205V137H204ZM211 139H212V138H211ZM221 139H222V138H221ZM227 139H228V138H227ZM16 140H17V139H16ZM48 140H50V138H49ZM55 140H56V139H55ZM55 140H53V141H55ZM70 140H71V139H70ZM76 140H77V139H76ZM78 140H77V141H78ZM92 140H94V139L92 138ZM105 140H107V138H106ZM108 140H109V139H108ZM148 140H149V141H148ZM171 140H172V139H171ZM177 140H179V139H177ZM186 140H187V141H186ZM222 140H223V139H222ZM222 140H221V141H222ZM238 140H239V139H238ZM11 141H12V140H11ZM14 141H15V140H14ZM43 141H44V142L46 141V142H48V143H46V142L44 143ZM77 141L73 140L74 143L77 142ZM90 141H91V140H90ZM200 141H199V143H200ZM203 141H204V140H203ZM203 141H201V142H203ZM205 141H206V139H205ZM207 141H208L207 144H209V143H210L209 141H211V140H210V139H207ZM223 141H224V140H223ZM2 142H3V141H2ZM35 142H37V143H35ZM64 142H65V141H64ZM85 142H86V140H85ZM92 142H93V141H92ZM120 142H121V140H120ZM125 142H126V141H125ZM125 142H124V143H125ZM158 142H159V141H158ZM166 142H167V141H166ZM168 142H171V141L168 140ZM195 142H196V143H195ZM211 142H212V141H211ZM247 142H248V141H247ZM18 143H19V142H18ZM56 143H58V142L56 141ZM77 143H78V142H77ZM81 143H82V141H81ZM87 143H88V142H87ZM99 143H100V144H99ZM127 143H128V142H127ZM143 143H142V145H144ZM203 143H204V142H203ZM220 143L222 144L223 142H220ZM28 144H29V143H28ZM34 144H33V145H34ZM44 144H46V145H44ZM79 144H78V145H79ZM93 144H94V142H93ZM114 144H113V146H114ZM120 144H121V143H120ZM147 144H145L144 146H148V145H149V144H148V145H147ZM152 144H153V143H152ZM155 144H156V143H155ZM171 144H172V143H170V145H171ZM179 144H180V143H179ZM182 144H183V143H182ZM184 144H183V146H181V144H180V147L178 148L179 150H178V149H177V150H178V151L183 150V152H184V150L186 151V148H187V149H190V148H188V144H187V145H184ZM200 144H201V143H200ZM221 144H220V145H221ZM19 145H20V144H19ZM29 145H31V144H29ZM29 145H28V146H29ZM40 145H38V146L40 147ZM85 145H86V144H85ZM85 145H84V146H85ZM91 145H92V144H91ZM127 145H128V144H127ZM150 145H149V146H150ZM165 145H167V144H164V149L166 150L165 147H167V146H165ZM168 145H169V144H168ZM174 145H175V144H174ZM174 145H173V146H174ZM203 145H204V144H203ZM205 145H206V144H205ZM215 145H216V143H215ZM217 145H218V143H217ZM220 145H219V146H220ZM15 146H16V145H15ZM20 146H21V145H20ZM47 146H48V145H47ZM52 146H53V145H52ZM84 146H83V147H84ZM92 146H93V145H92ZM113 146H112V147H113ZM136 146H137V147H136ZM149 146H148V147H149ZM151 146H152V145H151ZM175 146H176V145H175ZM200 146H201V145H200ZM207 146H208V145H207ZM207 146H206V147H207ZM209 146H210V145H209ZM254 146H256V145H254ZM8 147H10V146H8ZM23 147H25L24 144H23ZM23 147H22V148H23ZM41 147H40V148H41ZM73 147H75V145H74ZM76 147H78V146L76 145ZM76 147H75V148H76ZM83 147H82V148H83ZM89 147H90V145H89ZM89 147H86V148H88V150H90ZM101 147H102V146H101ZM162 147H163V146H162ZM171 147H172V146H171ZM177 147H178V146H177ZM189 147H190V146H189ZM201 147H202V146H201ZM59 148H61V147H59ZM66 148H67V149H68V148H71V146L68 145V147H66ZM66 148L64 149V150H65L64 152L67 151ZM108 148H109V149H108ZM184 148H185V149H184ZM196 148H197V147H196ZM204 148H205V147H204ZM12 149H13V148H12ZM16 149H17V148H16ZM80 149H81V148H80ZM80 149L78 148L79 151H80ZM107 149H108L109 151L111 150V152H108ZM114 149H115V150H114ZM123 149H124V150H123ZM160 149H161V147H160ZM173 149H174V148H173ZM202 149H203V148H202ZM237 149H238V148H237ZM21 150H23V149H21ZM28 150H29V149H28ZM31 150H33V149H31ZM45 150H47V149H45ZM69 150H70V149H68L67 152H70ZM71 150H72V151H71L70 153H71V155H74V156H71V155H70V156L72 157V161H74V160L77 161V165H78V166L75 165V166H77V168H78L79 166H82V164H80V163H82V162H81V161H82V160H81L82 158H83V163H84V161H85V162L88 161V160H85V159H84V157L87 156V154H86L87 150L84 152V153L86 154V155L84 154L85 156L83 155V152H82V155H80L81 151H80V152L77 151V148H76V150H75L74 148H71ZM81 150H82V149H81ZM91 150H90V151H91ZM98 150L101 151V152H98ZM102 150L105 151V152H102ZM122 150H123V152L125 151L124 153L122 152L123 154H121V151H122ZM139 150H141V149H139ZM144 150H145V149H144ZM144 150H142V151H143L142 153H144ZM209 150H210V149H208V151H209ZM214 150H215V148H214ZM214 150H213V153H214ZM217 150H218V149H217ZM217 150H216V151H217ZM263 150H264V149H263ZM8 151H9V150H8ZM13 151H14V149H13ZM29 151H30V150H29ZM38 151H39V149H38ZM43 151H44V150H43ZM43 151H42V152H43ZM48 151H49V149H48ZM62 151H63V149H62ZM62 151H60V152H62ZM90 151H89V152H90ZM95 151H96V153L98 152L99 154L101 153L102 155L96 154ZM106 151H107V152H106ZM167 151H168V149H167ZM178 151H177V153H178ZM198 151H199V149H198ZM202 151H203V150H201V152H202ZM208 151H207V152L204 151V152H205V153H208ZM216 151H215V152H216ZM24 152H25V151H24ZM42 152H41V153H42ZM51 152H52V151H51ZM161 152H163V153H162V154H163L162 156H164V155H165V154H164L165 151L161 149V150H160V153H161ZM168 152H171V151H168ZM168 152H167V153H168ZM181 152H182V151H181ZM189 152H190V151H189ZM189 152L186 151V152H185V153H186L185 156H183V154H182V156H183V157H186V155H188L189 157H186V158H185L186 161H187V159H190V162L193 160V162H194L195 164L193 163L192 166L195 167V165H196L197 169H198L199 167H201V169H202L203 162H205V160H206V157H205L204 155H206V154L203 153V155H202L201 152H199L200 155H198V154H197V155L194 154V155H195V156H194L193 154L191 155V153H189ZM224 152H225V151H224ZM1 153H2V152H1ZM38 153H40V152H38ZM41 153H40V154H41ZM90 153H91V152H90ZM106 153H107V154H106ZM148 153H150V151H149ZM172 153H173V152H172ZM217 153H219V152L217 151ZM217 153H216V154H217ZM225 153H226V152H225ZM225 153H224V154H225ZM234 153H235V152H234ZM5 154H6V153H5ZM21 154H22V153H21ZM156 154H157V155H156ZM179 154H180V153H179ZM214 154H215V153H214ZM220 154H221V153H219V155H220ZM222 154H223V153H222ZM88 155H89V154H88ZM127 155H128V157H127ZM151 155H152V156H151ZM172 155H173V154H172ZM219 155H218V158H219ZM226 155H227V154H226ZM7 156H8V155H7ZM42 156H43V155H42ZM45 156H46V155H45ZM82 156H84V157H82ZM95 156H94V157H95ZM162 156H161V157H162ZM197 156H198V157H197ZM200 156H201L202 158H200ZM206 156H207V155H206ZM208 156H209V155H208ZM220 156H221V155H220ZM247 156H248V155H247ZM262 156H263V155H262ZM38 157H39V156H38ZM48 157H49V155H48ZM90 157H91V155H90ZM94 157H92V158L94 159ZM141 157H142V158L145 157V159H143V160L141 159V161H140V163H139L140 167H143L144 170H143L142 168H138V166L134 167V165H138V163H136V164H134V163H135L136 161L139 162V158H141ZM146 157H147V159H146ZM169 157H170V156H169ZM172 157H173V156H172ZM177 157H178V156H177ZM204 157H205V158H204ZM212 157H214V156H212ZM234 157H235V156H234ZM260 157H261V156H259V159H260ZM5 158H6V157H5ZM15 158H16V157H15ZM46 158H47V157H46ZM51 158H52V157H51ZM68 158H69V157H68ZM68 158H67V159H68ZM85 158L89 159L88 156L85 157ZM126 158H127V159H126ZM164 158H166V157H164ZM207 158H208V157H207ZM216 158H217V157H216ZM20 159H21V158H20ZM40 159H41V158H40ZM49 159H50V158H49ZM77 159H80L81 161H78ZM101 159H103V158H101ZM109 159H106V163H109V162L111 163V162H112V161H109ZM170 159H171V158H170ZM172 159H173V158H172ZM181 159H183V158L181 157ZM185 159H183L184 162H186ZM191 159H192V160H191ZM221 159H222V158H221ZM255 159H256V158H255ZM259 159H258V160H259ZM37 160H38V159H37ZM95 160H96V159H95ZM107 160H108V161H107ZM167 160H168V159H167ZM183 160H181V161H183ZM219 160H220V159H219ZM4 161H5V160H4ZM4 161H3V162H4ZM50 161H51V160H50ZM64 161H65V160H64ZM131 161H132V164H134L132 167H131V165H132V164H131ZM154 161H155V160H154ZM168 161H169V160H168ZM177 161H178V160H177ZM227 161H228V160H227ZM237 161H238V160H237ZM14 162H15V161H14ZM34 162H35V161H34ZM44 162H45V161H44ZM54 162L56 163V161H54ZM61 162H62V161H61ZM65 162H66V161H65ZM113 162H112V163H113ZM169 162H170V161H169ZM175 162H176V161H175ZM184 162H183V163H184ZM187 162L189 163V161H187ZM196 162H197V164H196ZM198 162H199V163H198ZM200 162H201L202 164H201ZM207 162H208V160L204 163V166H208V165H207V164H208ZM261 162H262V160H261ZM263 162H264V160H263ZM7 163H9V162H7ZM26 163H27V162H26ZM57 163H58V162H57ZM112 163L109 164V165H112ZM156 163H157V162H156ZM191 163H192V162H191ZM191 163H190V166H191ZM206 163H207V164H206ZM39 164H40V162H39ZM45 164H47V162H46ZM48 164H49V163H48ZM75 164H76V163H75ZM167 164H168V163H167ZM177 164H178V163H177ZM200 164H201V165H200ZM236 164H237V163H236ZM262 164H263V163H262ZM27 165H28V163H27ZM83 165H84V164H83ZM113 165H114V163H113ZM116 165H115V166H116ZM182 165H183V164H182ZM263 165H264V164H263ZM15 166H16V165H15ZM46 166H47V165H46ZM54 166H55V165H54ZM85 166H86V163H85ZM186 166H187V165H186ZM210 166H211V165H210ZM13 167H14V166H13ZM58 167H59V166H58ZM88 167H89V166H87L86 168H88ZM92 167H90V168H92ZM97 167H96V168L93 167L92 170L98 172V174H99L100 172H99L98 170H94V169H97ZM150 167H152V169H150ZM183 167H184V166H183ZM188 167H189V166H188ZM193 167H192V168H193ZM227 167H228V166H227ZM247 167H248V166H247ZM20 168H21V167H20ZM28 168H29V167H28ZM48 168H49V167H48ZM56 168H57V166H56ZM79 168H80V167H79ZM114 168H115V167H114ZM148 168H149V169H148ZM157 168H158V169H157ZM241 168H242V167H241ZM260 168H261V166H260ZM13 169H14V168H13ZM22 169H23V167H22ZM26 169H27V166H26ZM33 169H35V168H33ZM33 169H32V170H33ZM49 169H50V168H49ZM52 169H53V168H52ZM57 169H58V168H57ZM57 169H55V170H57ZM84 169H85V168H84ZM136 169H140V170H141V173L144 174L143 178H144V177L146 178V179L144 178L145 180H144V179L142 180V176L140 177L141 179H139V177H138V179L140 180V182H137V181H139V180H137V179H136L137 181L135 180V181H136V182H135V181H132V180H131V179H133V178H131L130 180H128L127 178H125V179H126V180H125V179H123L124 177H121V175H122L123 173H125V175L127 176V175H129V174H128L129 172L132 173V172L136 171ZM153 169H155V170H153ZM174 169H175V170H174ZM190 169H191V168H189V170H190ZM193 169H194V168H193ZM195 169H196V168H195ZM205 169H206V168H205ZM35 170H36V169H35ZM75 170H77V169L75 168ZM78 170H79V169H78ZM78 170L75 171V172H78V173H79V176L81 175V178L84 177L82 180L87 179V178H86L87 175H86V176L83 175V174L86 172V170H84L85 172H83V174H82V171H81V173H80ZM146 170H147V171H146ZM169 170H168V171H169ZM187 170H188V169H187ZM189 170H188V172H189ZM202 170L205 171L204 169H202ZM206 170H207V169H206ZM210 170H211V169H210ZM238 170H239V169H238ZM254 170H255V169H254ZM254 170H253V171H254ZM261 170H262V169H261ZM261 170H260V171H261ZM21 171H22V170H21ZM29 171H30V170H29ZM29 171L27 170V172H29ZM39 171H41V170H39ZM67 171H68V170H67ZM69 171H71V170H69ZM90 171H91V170H90ZM93 171H92V172H93ZM113 171H114V170H113ZM137 171H138V170H137ZM137 171L135 172L136 174H137V173H140V172H137ZM143 171H144V172H143ZM177 171H178V170H177ZM177 171H176V172H177ZM181 171H182V170H181ZM191 171H192V170H191ZM198 171L201 172V170H199V169H198ZM208 171H209V170H208ZM255 171H256V170H255ZM32 172H34V170H33ZM64 172H65V171H64ZM64 172H63V174H64ZM73 172H74V171H73ZM73 172H72V173H73ZM96 172H95V173H96ZM105 172H104V173H105ZM111 172H112V173H111ZM146 172H148V175L146 174ZM169 172H170V171H169ZM169 172L166 173V174H169ZM171 172H172V170H171ZM171 172H170V174H171ZM176 172H175V173H176ZM186 172H187V171H186ZM194 172H196V171H194ZM18 173H19V172H17V174H18ZM25 173H26V171H25ZM37 173H38V172H37ZM45 173H46V172H45ZM60 173H61V171H60ZM66 173H67V172H66ZM70 173H71V172H70ZM78 173H75V174L77 175V176H74L75 178L78 177ZM117 173H118V175H115V177L119 176V177H121L122 179H121V178L119 179V177H118V179H117V178L114 177V175H112V174H117ZM149 173H150V174H149ZM173 173H172V176H173ZM180 173H181V172H180ZM202 173H203V172H202ZM202 173H201L200 175H202ZM207 173H208V172H207ZM21 174H22V173H21ZM30 174H31V172H30ZM38 174H39V173H38ZM85 174H86V173H85ZM93 174H94V173H93ZM93 174H92V175H93ZM102 174H103V173H102ZM119 174H121V175H119ZM136 174H135V175H136ZM192 174H193V173H192ZM192 174H191V175H192ZM197 174H198V172H197ZM197 174H196V176H195L196 178L198 177ZM205 174H206V173H205ZM214 174H215V173H214ZM32 175L35 176V173H32ZM58 175H59V174H58ZM66 175H67V174H66ZM66 175H65V176H66ZM70 175H71V174H70ZM100 175H101V174H100ZM104 175H105V174H104ZM104 175H103V176H104ZM181 175H183V171H182ZM188 175H189V174H188ZM208 175H209V174H208ZM13 176H14V174H13ZM38 176H39V175H38ZM38 176H37V177H38ZM131 176H134V174L131 175ZM138 176H139V175H138ZM11 177H12V176H11ZM62 177L64 178L63 175H62ZM93 177H94V176H93ZM98 177H99V176H98ZM147 177H148V178H147ZM164 177H165V175H164ZM166 177H167V176H166ZM181 177H182V176H181ZM181 177H180V178H181ZM185 177H186V176H185ZM192 177H193V176H192ZM200 177H201V176H200ZM202 177H203V176H202ZM204 177L207 178V175L204 176ZM227 177H228V176H227ZM227 177H226V178H227ZM232 177H233V176H232ZM20 178H21V177H20ZM27 178H28V177H27ZM30 178H31V176H30ZM35 178H36V177H35ZM35 178H31V179L33 180V179H35ZM51 178H52V177H51ZM79 178H80V177H79ZM81 178L79 179L80 181H82ZM95 178H96V177H95ZM178 178H179V176H178ZM182 178H184V177H182ZM1 179H2V177H1ZM10 179H11V178H10ZM36 179H37V178H36ZM55 179H57V178H55ZM58 179H59V181H60V178H58ZM58 179H57V180H58ZM65 179H66V178H65ZM65 179H62V180H65ZM91 179H93V178H91ZM104 179H103V181H104ZM116 179H117V180H116ZM165 179H166V178H165ZM173 179H174V178H173ZM190 179H191V178H190ZM234 179H236V178H234ZM2 180H3V179H2ZM14 180H15V179H14ZM20 180H21V179H20ZM40 180H41V179H40ZM49 180H50V179H49ZM71 180H72V181H71ZM94 180H96V179H94ZM94 180H93V182H94ZM107 180H106V181H107ZM159 180H160L161 182H159ZM175 180H176V179H174V181H175ZM177 180H178V179H177ZM197 180H198V179H197ZM209 180H211V179L209 178ZM4 181H5V180H4ZM34 181H35V180H34ZM34 181H33V182H34ZM36 181H38V180H36ZM41 181H42V180H41ZM100 181H101V180H100ZM103 181H102V183H103ZM206 181H207V180H206ZM5 182H6V181H5ZM13 182H14V181H13ZM16 182H17V181H16ZM18 182H19V181H18ZM27 182H28V181H27ZM29 182H31V180H29ZM43 182H44V181H43ZM84 182H85V181H84ZM98 182H99V181H98ZM142 182H143V183H142ZM182 182H183V181H182ZM199 182H200V181H199ZM21 183H23V181H22ZM36 183H37V182H36ZM46 183H47V182H46ZM48 183H49V182H48ZM60 183H61V181H60ZM80 183H81V182H80ZM138 183H141V184H138ZM204 183H206V182H204ZM208 183H209V182H208ZM226 183H227V182H226ZM12 184H13V183H12ZM23 184H24V183H23ZM41 184H43V183L41 182ZM57 184H58V183H57ZM116 184H113L112 187H114V185H116ZM177 184H178V183H177ZM202 184H203V183H202ZM202 184H201V185H202ZM216 184H217V183H216ZM21 185H22V184H21ZM28 185L30 186V184H28ZM31 185H32V184H31ZM33 185H36V184H33ZM44 185H45V184H44ZM44 185H42V186H44ZM54 185H55V182H54ZM59 185H60V184H59ZM61 185H62V184H61ZM89 185H90V184H89ZM169 185H171V186H169ZM206 185H207V184H206ZM227 185H228V184H227ZM10 186H11V185H9V187H10ZM23 186H24V187H22V188L24 189L25 186H27V185L25 184V185H23ZM42 186H41V187H42ZM49 186H50V185H49ZM52 186H53V185H51V187H52ZM108 186H109V185H108ZM13 187H14V186H13ZM34 187H35V186H34ZM38 187H40V185H39ZM44 187H45V186H44ZM44 187H43V189H44ZM56 187H58V186H56ZM60 187H61V186H60ZM62 187H63V186H62ZM74 187H75V189H74ZM85 187H86V186H85ZM102 187H103V186H102ZM112 187H111V188H112ZM169 187H170V188H169ZM260 187H262V186H260ZM11 188H12V187H11ZM14 188H15V187H14ZM14 188H12V191H13ZM17 188L20 189L19 186H17ZM48 188H49V187H48ZM65 188H64V189H65ZM98 188H99V187H98ZM98 188H97V189H98ZM108 188H109V187H108ZM115 188H116V187H115ZM115 188H112V189H115ZM172 188L174 189L175 193H176V191H177L178 198H177V195L174 193V191H173V190L171 191ZM192 188L194 189V187L191 186V189H192ZM199 188H200V187H199ZM7 189H9V188L7 187ZM26 189H31V188H29V187L27 188V187H26ZM38 189H39V188H38ZM55 189H56V188H55ZM61 189H63V188H61ZM69 189H70V190H69ZM112 189H111V190H112ZM127 189H128V190H127ZM168 189H169V191H168ZM248 189H249V188H248ZM4 190H6V189H4ZM9 190H11V189H9ZM9 190H8V191H9ZM57 190H58V189H57ZM79 190H80V189H79ZM81 190H82V189H81ZM109 190H110V188H109ZM115 190H116V189H115ZM117 190H116V191H117ZM148 190H149V191H150V190H151V191L153 190L154 192H156V197H151V198H153V199H151V198L149 199L148 197H147V198H146V197L144 198L143 194H144L146 191H148ZM209 190H210V189H209ZM216 190H217V189H216ZM259 190H261V189L259 188ZM12 191H10L11 194H13ZM14 191H15V194H16V190H14ZM21 191L23 192L22 189H21ZM25 191H26V190H25ZM54 191H56V190H54ZM63 191H64V190H63ZM77 191H78V192H77ZM107 191H108V190H107ZM112 191L114 192V190H112ZM112 191H111V192H112ZM116 191H115V192H116ZM128 191H131L133 194H136V196H134V197H136V198H133L132 200H129L130 192L128 193ZM151 191H150V192H151ZM190 191H191V190H190ZM194 191H195V190H194ZM206 191H207V190H206ZM217 191H219V190H217ZM224 191H225V190H224ZM232 191H233V190H232ZM26 192H27V191H26ZM29 192H30V191H29ZM38 192H39V190H38ZM105 192H106V191H105ZM111 192H110V193H111ZM169 192H172V195H171V193H169ZM179 192H180V193H179ZM188 192H189V193H188ZM208 192H209V191H208ZM211 192H212V191H210V194H213V193H211ZM23 193H24V192H23ZM41 193H44V191H41ZM46 193H47V192H46ZM53 193H54V192H53ZM79 193H80V194H79ZM100 193H101V192H100ZM120 193H121V194H120ZM151 193H152V192H151ZM173 193L175 194V198L173 197V196H174ZM192 193H193V191H192ZM217 193H218V192H217ZM6 194H7V193H6ZM6 194H5V195H6ZM8 194H9V193H8ZM11 194H10V195H11ZM32 194H33V193H32ZM54 194H55V193H54ZM63 194H65V193H63ZM141 194H142V195H141ZM145 194H146V193H145ZM145 194H144V195H145ZM179 194H181V195H179ZM204 194H205V193H204ZM208 194H209V193H208ZM208 194H207V196H208ZM219 194H220V193H219ZM238 194H239V192H238ZM262 194H263V193H262ZM18 195H19V193H18ZM24 195H25V194H24ZM50 195H51V194H50ZM140 195H141V196H140ZM148 195H149V194H148ZM154 195H155V194H154ZM232 195H234V194L232 193ZM250 195H251V194H250ZM13 196H14V194H13ZM19 196H20V195H19ZM36 196H37V195L35 194V197H36ZM42 196H43V195H42ZM44 196H45V195H44ZM48 196H49V195H48ZM48 196H47V197H48ZM56 196H57V195H56ZM61 196H62V195H61ZM132 196H133V195H132ZM139 196H140V197H139ZM184 196H183V197H184ZM192 196H193V195H192ZM235 196H236V195H235ZM245 196H246V195H245ZM32 197H34V196H32ZM69 197H68V198H69ZM82 197H84V199H82ZM97 197H99V196H97ZM102 197H103V196H102ZM130 197H131V196H130ZM183 197H182V199L184 200L185 198H183ZM196 197H197V196H196ZM200 197H201V196H200ZM202 197H206V195L203 196V194H202ZM208 197H210V196H208ZM220 197H221V195H220ZM68 198H67V199H68ZM93 198H94V197H93ZM107 198H108V200H107ZM187 198H189V197H187ZM210 198H211V197H210ZM38 199H40V196H39ZM98 199H99V198H98ZM100 199H101V197H100ZM117 199H118V200H117ZM148 199L150 200V203H151V200H154V203H153V201H152L151 206H152V204H154V207H155L156 209L153 210V211H155V212H157L158 214H160L159 217H157V216H158L157 213H155V215L157 214V215H156V218L144 214V210H145V211L147 210V208H146V207H147L146 204L149 203V202H148V201H149ZM173 199H174V200H173ZM200 199H201V198H200ZM200 199H198V200H200ZM202 199L204 200V198H202ZM202 199H201V200H202ZM236 199H237V197H236ZM11 200H12V199H11ZM63 200H64V198H63L60 202H62ZM187 200H191V199L189 198V199H187ZM193 200H194V199H193ZM205 200H206V199H205ZM254 200H255V199H254ZM15 201H16V200H15ZM35 201H37V200H35ZM66 201H67V200H66ZM68 201H70V200H68ZM117 201H118L119 203H116ZM171 201H172V202H171ZM173 201H175V202H173ZM181 201H182V200H181ZM11 202H12V201H11ZM75 202H74V204H75ZM92 202H93L94 204H93ZM184 202H185V201H184ZM192 202H193V201H192ZM199 202H200V201H199ZM202 202H203V201H202ZM206 202H207V201H206ZM206 202L204 201L205 204H206ZM209 202H210V201H209ZM220 202H221V201H220ZM231 202H232V201H231ZM233 202H234V201H233ZM262 202H263V201H262ZM15 203H16V202H15ZM57 203H58V202H57ZM65 203H66V202H65ZM123 203H126V204H128L129 206L131 205V207H128L127 209L125 208V211H126V212L124 211V213L120 211V209H122L121 207H123V206H121ZM145 203H146V204H145ZM171 203H172V204H171ZM178 203H179V201H178ZM178 203H176V204H178ZM12 204H14V202H13ZM21 204H22V203H21ZM47 204H48V203H47ZM188 204H189V203H188ZM190 204H192V203H190ZM194 204H196V203L194 202ZM211 204H212V203H211ZM231 204H232V203H231ZM253 204H254V203H253ZM253 204H252V205H253ZM14 205H15V204H14ZM16 205H17V204H16ZM26 205H27V204H26ZM57 205H58V204H57ZM91 205H92V206L94 205V207H91ZM171 205H172V206H171ZM184 205H185V204H184ZM198 205H199V204H198ZM209 205H210V204H209ZM246 205H247V204H246ZM10 206H11V205H10ZM21 206H22V205H21ZM21 206H20V207H21ZM124 206H125V205H124ZM173 206H175V207H173ZM185 206H186V205H185ZM191 206H192V205H191ZM194 206H197V204H196V205H193V207H194ZM225 206H226V205H225ZM57 207H58V206H57ZM67 207H68V206H67ZM152 207H153V206H152ZM180 207H181L182 209H180ZM198 207H199V206H198ZM206 207H207V205H206ZM249 207H250V206H249ZM0 208H2V207H0ZM23 208H24V207H23ZM81 208H80V209H81ZM143 208H145V209H143ZM189 208H190V207H188L187 209L189 210ZM194 208H195V207H194ZM207 208H208V207H207ZM257 208H258V207H257ZM6 209H7V208H6ZM53 209H54V208H53ZM72 209H73V208H72ZM151 209H152V208H151ZM187 209H186V212H187ZM191 209H192V207H191ZM200 209H201V208H200ZM200 209H199V210H200ZM234 209H236V208H234ZM240 209H241V208H240ZM18 210H19V209H18ZM45 210H46V209H45ZM74 210H76L75 213L78 212V211H77L78 209L75 208ZM90 210H88V212H91ZM123 210H124V208H123ZM194 210H195V209H194ZM202 210H203V209H202ZM205 210H206V209H205ZM209 210H210V209H209ZM231 210H232V209H231ZM247 210H248V209H247ZM252 210H253V209H252ZM14 211H15V210H14ZM20 211H23V210H20ZM57 211H58V209H57ZM97 211H98V210H97ZM100 211H101V210H100ZM148 211H149V210H148ZM190 211H191V210H190ZM39 212H40V211H39ZM42 212H43V211H42ZM58 212H59V211H58ZM58 212H57V213H58ZM80 212H82V211L80 210ZM118 212H119V213H118ZM179 212H180L181 214H180ZM202 212H203V211H202ZM214 212H215V211H214ZM257 212H258V211H257ZM19 213H20V212H19ZM68 213H71V212H68ZM68 213L65 212V214H68ZM145 213H146V212H145ZM187 213H191V212H187ZM204 213H205V212H204ZM234 213H235V212H234ZM54 214H55V213H54ZM63 214H64V213H63ZM65 214H64V215H65ZM71 214H72V213H71ZM73 214H74V213H73ZM77 214H78V213H77ZM77 214H76V215H77ZM99 214H100V213H99ZM128 214H130V215L133 214V215L135 216V217H133L134 219H132V218L129 219ZM146 214H149V213H146ZM179 214H180V216H178ZM199 214H200V211H199ZM253 214H254V213H253ZM261 214H262V213H261ZM21 215H22V214H21ZM61 215H62V214H61ZM152 215H153V214H152ZM197 215H198V214H197ZM205 215H206V214H205ZM248 215H249V214H248ZM50 216H51V215H50ZM80 216H81V215H80ZM136 216H137V217H136ZM146 216H149V217L151 218V220H152V218H153L152 221H156V222H155V225L152 224V227H153V228L150 226L152 229H150L149 226H148V227H149V229H148V227L146 226L145 223L142 224V222H144V221H148V219H145ZM153 216H154V215H153ZM189 216H190V215H189ZM202 216H203V215H202ZM233 216H234V215H233ZM262 216H264V215H262ZM21 217H22V216H21ZM66 217H68V215H67ZM66 217H65V218H66ZM203 217H204V216H203ZM235 217H236V216H235ZM259 217H260V216H259ZM41 218H42V217H41ZM46 218H47V217H46ZM71 218H72V217H71ZM92 218H93V217H92ZM150 218H149V219H150ZM154 218H155V219H154ZM188 218H189V217H188ZM66 219H67V218H66ZM94 219L99 220V219H97V217H94ZM135 219H137V221H135ZM198 219H199V218H198ZM200 219H201V217H200ZM202 219H203V218H202ZM220 219H221V218H220ZM252 219H253V218H252ZM78 220H79V219H78ZM96 220H93V223H95L94 221H96ZM130 220H131V221H130ZM133 220H134V221H133ZM140 220H141V223H140ZM192 220L195 221V220H197V218H196V219H192ZM206 220H207V219H206ZM69 221H70V220H69ZM91 221H92V220H91ZM91 221H90L89 223H92ZM182 221H183L184 223H183ZM194 221H193V222H194ZM198 221H199V220H198ZM246 221H247V220H246ZM1 222H2V221H1ZM1 222H0V224H1ZM6 222H7V221H6ZM6 222H5V223H6ZM13 222H14V221H13ZM15 222H16V221H15ZM80 222H81V221H80ZM195 222H196V221H195ZM195 222H194V223H195ZM205 222H206V221H205ZM211 222H212V221H211ZM216 222H217V221H216ZM216 222H215V223H216ZM60 223H61V222H60ZM78 223H79V222H78ZM103 223H104V222H103ZM156 223H157V224H158V223H162V224H163L162 227H163L164 229H162L161 227H158V226L156 225ZM182 223H183V224H182ZM189 223H190V222H189ZM207 223H208V221H207ZM207 223H205V224H207ZM233 223H234V222H233ZM244 223H245V221H244ZM9 224H10V223H9ZM11 224H12V223H11ZM17 224H18V222H17ZM65 224H66V223H65ZM76 224H77V223H76ZM80 224H81V223H80ZM82 224H83V222H82ZM86 224H88V223H86ZM144 224H145L146 227L142 226V225H144ZM149 224H150V223H149ZM162 224H160V225H162ZM177 224H178V227H181V226H182L181 229L179 228V230H176V229H178ZM180 224H181V226H180ZM192 224H193V223H192ZM196 224H197V223H196ZM15 225H16V224H15ZM61 225H62V224H61ZM63 225H64V224H63ZM138 225H139V226H138ZM164 225H165V227H164ZM167 225H168L169 227H168ZM194 225H195V224H194ZM199 225H200V223H199ZM201 225H202V224H201ZM11 226H12V225H11ZM80 226H83V225H80ZM80 226L78 225V227H80ZM99 226H100V225H98V227H99ZM191 226H192V225H191ZM191 226H190V227H191ZM257 226H258V225H257ZM261 226H262V225H261ZM0 227H1V226H0ZM98 227H97V228H98ZM110 227H111V229H110ZM124 227H125V225H124ZM126 227H127V226H126ZM138 227H139V228H138ZM143 227H144V228H143ZM221 227H222V226H221ZM53 228H55V226H54ZM62 228H63V227H62ZM83 228H84V227H83ZM103 228H104V227H103ZM127 228H129V227H127ZM167 228H168V229H167ZM185 228H186V227H185ZM185 228H183V229H185ZM205 228H207V227H205ZM31 229H32V228H31ZM94 229H95V228H94ZM135 229H136V228H135ZM166 229H167V230H166ZM200 229H201V228H200ZM203 229H204V228H203ZM208 229H209V228H208ZM83 230H84V229H83ZM83 230H82V231H83ZM101 230H102V229H101ZM125 230H126V229H125ZM152 230H153V233H151ZM188 230H189V229H188ZM196 230H197V229H196ZM213 230H214V229H212V232H213ZM219 230H220V229H219ZM252 230H253V229H252ZM60 231H61V230H60ZM80 231H81V230H80ZM80 231H79V232H80ZM103 231H107V230H104V229H103ZM185 231H187V230H185ZM210 231H211V230H210ZM210 231H209V232H210ZM261 231H262V230H261ZM79 232H78V233H79ZM83 232H84V231H83ZM93 232H94V231H93ZM93 232H92V233H93ZM98 232H99V230H98ZM98 232H97V233H98ZM114 232H113V234H114ZM121 232H122V231H121ZM207 232H208V231H207ZM207 232H206V233H207ZM217 232H218V231H217ZM226 232H227V231H226ZM229 232H230V231H229ZM258 232H259V230L257 231V233H258ZM116 233H117V232H116ZM138 233H139V232H138ZM199 233H201V232H199ZM210 233H211V232H210ZM239 233H240V232H239ZM60 234H61V233H60ZM84 234H86V232H85V233H80L79 235L77 234V235H78V237H77V238H78L77 241H81V242H82V241H84V239H87V237L85 238L86 235H84ZM113 234H112V235H113ZM131 234H132V233H131ZM184 234H185V233H184ZM207 234H208V233H207ZM243 234H244V233H243ZM16 235H17V234H16ZM41 235H42V234H41ZM101 235H102V234H101ZM135 235H136V234H135ZM182 235H183V234H182ZM189 235H190V234H189ZM189 235H187V236H189ZM193 235H194V234H193ZM202 235H203V234H202ZM205 235H206V234H204V236H205ZM75 236H76V235H75ZM88 236H89V235H88ZM99 236H100V235H99ZM113 236H114V235H113ZM136 236H137V235H136ZM139 236H140V235H139ZM142 236H143V235H142ZM147 236H148V235H147ZM147 236H146V237H147ZM183 236H184V235H183ZM197 236H198V235H197ZM83 237H84V238H83ZM96 237H98V236L96 235ZM146 237H144V238H146ZM185 237H186V236H185ZM59 238H60V237H59ZM113 238H115V237H113ZM133 238H134V237H133ZM142 238H143V237H142ZM187 238L190 239V237H187ZM195 238H196V237H194L193 239H195ZM231 238H232V237H231ZM263 238H264V237H263ZM47 239H48V238H47ZM75 239H76V238H75ZM115 239H116V238H115ZM118 239H119V238H118ZM124 239H125V238H124ZM135 239H136V238L133 239L134 242H136ZM199 239H200V238H198V240H199ZM261 239H262V238H261ZM52 240H53V239H52ZM52 240H51V241H52ZM56 240H57V239H56ZM56 240H55V242H56ZM97 240H99V239H97ZM113 240H114V239H113ZM130 240H131V238H130ZM136 240H137V239H136ZM146 240H147V239H146ZM158 240H160V242H159ZM161 240H162V241H161ZM186 240H187V239H186ZM201 240L203 241V238H201L200 241H201ZM206 240H207V239H205V241H206ZM57 241H58V240H57ZM68 241H69V240H68ZM92 241H93L94 243L99 242V241H96L95 238H94ZM95 241H96V242H95ZM122 241H123V239H122ZM150 241H151V240H150ZM191 241H192V238L190 239V242H189V243H191ZM195 241H196V239H195ZM195 241H194V243H195ZM202 241H201V242L198 241V242H199V243H202ZM241 241H242V240H241ZM255 241H256V240H255ZM93 242H92V243H93ZM124 242H125V241H124ZM128 242H129V241H128ZM138 242H139V241H138ZM142 242H143V241H142ZM148 242H149V239H148ZM192 242H193V241H192ZM196 242H197V241H196ZM227 242H228V241H227ZM242 242H243V241H242ZM248 242H249V241H248ZM53 243H54V242H53ZM74 243H75V242H74ZM79 243H80V242H79ZM90 243H91V242H90ZM90 243H89V244H90ZM101 243H102V242H101ZM129 243H130V242H129ZM132 243H133V242H132ZM150 243H151V242H150ZM206 243H208V242H206ZM209 243H210V242H209ZM122 244H123V243H122ZM136 244H138V243H136ZM136 244H134L133 246H135ZM145 244H146V243H145ZM175 244H176L177 246L174 247ZM49 245H50V244H49ZM131 245H132V244H131ZM139 245H141L140 242H139ZM142 245H143V243H142ZM147 245H149V243H147ZM154 245H155V244H154ZM188 245H190V244H188ZM192 245H193V243H192ZM197 245H198V243H197ZM206 245H207V244H206ZM70 246H71V245H70ZM80 246H81V245H80ZM80 246H79V247H80ZM127 246H128V245H127ZM137 246H138V245H137ZM193 246H195V245H193ZM201 246H202V245H201ZM201 246H200V247H201ZM257 246H258V245H257ZM86 247H87V246H86ZM101 247H102V246H101ZM135 247H136V246H135ZM150 247H151V246H150ZM164 247H165V246H164ZM189 247H190V246H189ZM196 247H197V246H196ZM196 247H195V248H196ZM218 247H219V246H218ZM67 248H68V247H67ZM69 248H70V247H69ZM69 248H68V250H69ZM137 248H138V247H137ZM140 248H141V247H140ZM162 248H163V247H162ZM187 248H188V247H187ZM195 248L193 247V249H195ZM204 248H205V247H203V249H204ZM252 248H253V247H252ZM138 249H139V248H138ZM149 249H150V248H149ZM149 249H148V250H149ZM151 249H152V248H151ZM163 249H164V248H163ZM189 249L191 250V247H190ZM203 249H202V252H203L202 254L204 255V252H205L206 250H203ZM206 249H207V248H206ZM219 249H220V248H219ZM235 249H236V248H235ZM68 250H67V251H68ZM86 250H87V248H86ZM89 250H90V249H89ZM89 250H88V251H89ZM100 250H101V249H100ZM140 250H142V249H140ZM144 250H145V248H144ZM144 250H143V251H144ZM175 250H176V248H175ZM187 250H188V249H187ZM197 250H198V248H197ZM199 250H200V249H199ZM199 250H198V251H199ZM214 250H215V249H214ZM254 250H256V249H254ZM52 251H53V250H52ZM113 251H115V250H113ZM133 251H134V250H133ZM176 251H177V250H176ZM179 251H180V250H179ZM198 251H197V252H198ZM246 251H247V250H246ZM258 251H259V250H258ZM258 251H257V252H258ZM261 251H262V250H261ZM64 252H65V251H64ZM80 252H81V251H80ZM89 252H90V251H89ZM136 252H137V251H136ZM145 252H146V251H145ZM182 252H183V251H182ZM184 252H185L186 255H188L187 252H189V250H188L187 252H186V250H185ZM195 252H196V251H195ZM199 252H201V251H199ZM199 252H198V254L201 255V253H199ZM214 252H215V251H214ZM131 253H132V252H131ZM177 253H178V252H177ZM179 253H180V252H179ZM190 253H191V252H190ZM193 253H194V252H193ZM69 254H71V253L69 252ZM80 254H81V253H80ZM101 254H102V253H101ZM151 254H152V253H151ZM159 254H160V253H159ZM159 254H158V255H159ZM196 254H197V253H196ZM212 254H213V253H212ZM221 254H222V253H221ZM255 254H256V253H255ZM89 255L91 256V254H89ZM147 255H148V254H147ZM152 255H153V254H152ZM176 255H177V254H176ZM182 255H183V253H182ZM182 255L180 254L179 257H181ZM186 255H185V256L183 255V256H184V260H186V259H185ZM199 255H198V256H199ZM240 255H241V254H240ZM258 255H259V254H258ZM174 256H175V254H174ZM183 256H182L181 258H183ZM192 256H193V255H192ZM196 256H197V255H196ZM243 256H244V255H243ZM251 256H252V255H251ZM96 257H97V256H96ZM140 257H141V256H140ZM99 258H100V257H99ZM106 258H107V257H106ZM129 258H131V257H129ZM172 258H173V257H172ZM82 259H83V258H82ZM163 259H164V258H163ZM165 259H166V258H165ZM187 259H189V258H187ZM193 259H194V258H193ZM216 259H217V258H216ZM216 259H214V260H216ZM12 260H13V259H12ZM76 260H77V259H76ZM175 260H176V259H175ZM182 260H183V259H182ZM189 260H190V259H189ZM189 260H187V261H189ZM263 260H264V259H263ZM3 261H4V260H3ZM78 261H79V259H78ZM83 261H84V260H83ZM99 261H100V259H99ZM250 261H251V260H250ZM128 262H129V261H128ZM165 262H166V261H165ZM173 262H174V261H173ZM183 262H184V264H185V261H183ZM190 262H191V260H190ZM199 262H200V261H199ZM204 262H205V261H204ZM204 262H203V263H204ZM12 263H13V262H12ZM39 263H40V262H39ZM76 263H77V262H76ZM78 263H79V262H78ZM99 263H100V262H99ZM123 263L125 264V262H123ZM129 263H130V262H129ZM129 263H128V264H129ZM187 263H188V262H187ZM193 263H194V262H193ZM203 263H202V264H203ZM216 263H217V262H216ZM254 263H255V262H254ZM83 264H84V263H83ZM105 264H106V263H105ZM204 264H206V263H204ZM207 264H208V263H207Z\"/></svg>",
    "mask_w": 264,
    "mask_h": 264
}]
</instances>
